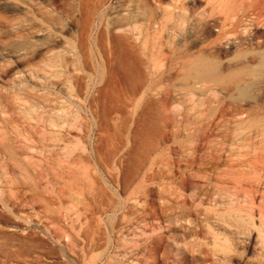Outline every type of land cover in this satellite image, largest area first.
<instances>
[{
	"label": "bare ground",
	"instance_id": "obj_1",
	"mask_svg": "<svg viewBox=\"0 0 264 264\" xmlns=\"http://www.w3.org/2000/svg\"><path fill=\"white\" fill-rule=\"evenodd\" d=\"M24 2H28L30 1L33 2V0H23ZM72 1V0H71ZM71 1L68 0H49V3H53L54 4H60L61 8L60 9V13H61V9L62 7L64 9H66L67 13L70 15L72 22H74V27L75 28V32L76 34L74 35L75 32H72L74 37L73 41L74 43H69L70 46L72 48H70V46H68L70 49L72 50L71 52L68 50H65L68 54H70L69 56H67L68 54L61 52V50L64 51V49L66 48L63 47L64 49H61L59 52H57L56 49H53V45L51 47V45L49 47L52 48V51L55 54H51L50 56L53 55V58L51 60L46 59L47 62L44 65L45 67H48L50 69L48 73H51V76H58V71H56V68L59 69V72H63V69L59 68L60 66H63V64H65V67H72V70L74 71V73H76L77 71L79 72V70H83L86 69L90 71H94L96 70L98 72V70L102 71V70H107L109 71V77L105 78L103 76V79H105L107 81V83L111 82L112 84H118L119 83H123V85H125V83L131 84L132 85H151L153 86V84H164V85H170V86H180L183 87L182 89H184V87L190 89V91L193 89L195 90H202L203 92H207V95L209 94L208 92H210L211 94H209V97H207L205 99H198V103L195 104L198 107H200V110L198 113V115L201 114V116H198V119L201 125V132L199 133L198 138V145L190 147L188 146V148H186L187 146H185V151L182 149L181 151H183L180 155L184 158V167L182 168V166H180V162H177L174 159L175 155L177 154V152L173 157V160H170V166L168 170V173L171 174L169 175L170 177L173 178V175H179V181H180V187H178L179 189L181 188L183 190V192L181 190L176 189L172 194L171 197L173 198L174 196V202L178 205L179 209L181 208H186L185 204L187 203L188 200V195L186 194V190H191L193 188L195 189H205L207 187V185H211L212 187L210 188V190H208L204 195L206 196V199L209 200L208 202V206L210 205L211 207H206L204 208V212H200L202 215L200 217H202L203 219H201L202 221L197 223V230L206 233L208 232V234H211L210 236H204L206 234L200 235L201 238L204 237H208V241L209 238L211 240V244L209 245L211 247V249L208 247L209 250H211V252L217 256H219V253H221L222 259L224 258L225 261L228 263L230 262L229 260L227 261L226 259L230 258L231 256H233L235 250L233 251V255H231L229 257V254H231L230 252L235 248V246L237 245V243L244 242V243H249L250 244V248L253 253H255L253 258L255 261L253 264H264V0H76L75 5L73 6L71 3ZM75 1V0H74ZM111 3H110V2ZM71 2V3H70ZM29 3V4H30ZM110 3V4H109ZM33 4V3H32ZM25 8H28V4L24 3ZM28 5V6H27ZM31 5V4H30ZM50 5V4H49ZM52 5V4H51ZM23 6V5H22ZM24 7V6H23ZM31 7V6H30ZM54 7V6H53ZM39 8V7H38ZM33 9V8H32ZM41 9V8H39ZM57 9V8H55ZM27 10V9H26ZM24 10V11H26ZM58 10V9H57ZM28 11V10H27ZM26 11V12H27ZM47 11V10H46ZM52 11V10H51ZM51 11H49L50 13H52ZM64 11V10H62ZM31 12V11H30ZM48 12V13H49ZM57 12V11H56ZM59 12V11H58ZM57 12V13H58ZM65 12V11H64ZM65 12V13H66ZM0 11V72L1 69L6 67L5 63L3 62L5 57L7 58L9 57H16L19 58H24V59H29L30 57H33L36 53H37V49H40V46L38 44V41L40 42V40H46L48 39L49 43L53 42L54 44L58 43V41L61 39L59 36L57 40V37H53L55 36L52 35L51 30L49 31L48 27L45 28H38L37 30H35V28H31L32 24H26L27 28H30L28 32L31 33L30 36L31 38L36 37L37 40L34 41L33 39H27V38H22L20 36V32L17 31V29L20 27L18 24L22 23L21 25H25L23 24L28 23L27 21H18L16 20V18L14 19H10V17L8 18V16H5L3 13ZM41 13V12H40ZM45 12H42V14ZM47 13V14H48ZM63 13V12H62ZM6 15H8L7 13H5ZM46 14V13H45ZM55 14V11L54 13ZM52 14V16H53ZM49 15V14H48ZM58 15H60L58 13ZM56 16V14L53 16L56 19L57 17H61L62 16ZM31 16V15H29ZM43 17L45 15H42ZM25 17H27V15H25ZM24 17V18H25ZM50 17V16H48ZM18 19V17H17ZM50 19V18H49ZM66 19H69L66 18ZM65 19V21H67ZM25 20V19H24ZM27 20V19H26ZM51 20V21H50ZM49 21L52 22V18ZM54 20V19H53ZM18 21V22H16ZM31 21V18H30ZM29 21V22H30ZM49 22V23H50ZM71 22V23H72ZM32 23V22H31ZM58 23L59 19H58ZM56 21V25H59ZM54 24V22H53ZM52 24V25H53ZM54 24V25H55ZM73 24V23H72ZM19 26L16 30L14 29V26L16 27ZM51 25V24H50ZM52 25L50 26V28H52ZM53 25V27L55 28V26ZM61 25V24H60ZM66 25H69L68 23H66ZM65 26V25H64ZM10 27H13L10 28ZM24 26L23 27V32H27V29ZM71 27V26H70ZM25 28V29H24ZM95 28L97 30H95ZM10 29H12L13 31H17L14 33H18V39L16 38V36L14 37V35L12 36L10 33ZM34 29V30H33ZM70 29V28H69ZM9 32L8 35H10V37L7 36V34H5L4 32L6 31ZM74 31V29H73ZM98 31V35L96 34V39L94 42V47L91 46L92 44H90L88 42V40L90 39L91 36H94L92 34V32ZM22 32V33H23ZM25 34V33H23ZM97 33V32H96ZM27 35V34H25ZM52 35V36H51ZM72 35V37H73ZM12 36V37H11ZM20 36V37H19ZM28 36V35H27ZM26 36V37H27ZM15 40H12L14 39ZM5 38H12L11 42L8 43L7 41H9L7 39V41L5 40ZM92 38V37H91ZM72 39V38H71ZM75 39V40H74ZM94 39V38H93ZM57 40V42H56ZM62 41V40H61ZM59 41V42H61ZM64 41V40H63ZM61 42L63 43L62 45H66V42ZM72 41V40H71ZM72 41V42H73ZM92 42V40H89ZM43 42V41H42ZM41 42V43H42ZM46 44V41H44ZM43 44V43H42ZM73 44V46H72ZM49 45V44H48ZM57 45H61V44H57ZM56 46V45H55ZM54 46V47H55ZM46 50L44 52H51L50 49ZM44 49V48H43ZM56 50V51H54ZM40 52V51H39ZM52 52V53H53ZM70 52V53H69ZM47 54V53H46ZM97 54V58H93L95 55ZM8 57V58H9ZM48 57V55H47ZM12 58V59H13ZM35 58V57H34ZM32 58V60L34 59ZM4 59V60H3ZM15 59V58H14ZM11 60V59H10ZM18 60V59H17ZM31 60V61H32ZM12 61V60H11ZM30 61V60H29ZM28 61V62H29ZM16 62V61H14ZM24 62H26L24 60ZM23 62V63H24ZM32 62H35L32 61ZM43 62V61H42ZM12 63V62H11ZM38 63V62H36ZM44 63V62H43ZM8 64V63H6ZM27 64V63H26ZM33 63H30V65ZM39 64V63H38ZM35 63L33 64V67L31 65V68L29 70L31 71V78L39 73V70L42 71V73L46 74V69H42L43 67H36L35 68ZM68 65V66H66ZM70 65V66H69ZM11 66V65H10ZM9 65H7V67L10 68ZM13 66V65H12ZM40 66V65H39ZM63 66V67H64ZM27 67V66H26ZM62 67V68H63ZM64 67V68H65ZM9 68L5 69L7 71H5V73L7 74L6 76H8V74H10L11 70H8ZM12 69V68H11ZM28 69V68H27ZM68 69V68H67ZM66 69V70H67ZM13 70V69H12ZM27 70V72L29 71ZM44 70V71H43ZM61 70V71H60ZM71 70V71H72ZM82 70L80 71L82 74ZM69 71V69L67 70V72ZM70 71V72H71ZM76 71V72H75ZM107 71L105 74H107ZM66 72V71H64ZM77 72V73H78ZM79 72V73H80ZM84 72V73H85ZM149 72V74L147 73ZM57 73V75H56ZM69 73V72H68ZM67 73V74H68ZM72 73V72H71ZM69 73V77L70 78V74ZM75 74V78L72 77V79H75L74 81H77L78 83V79L76 80V76L81 78V75ZM101 72L96 73L97 75H99ZM19 74V72H18ZM17 74V75H18ZM25 74V73H24ZM91 75L89 76H93L92 72H90ZM95 75V73H93ZM107 74V75H108ZM16 73H13L12 76H14V78H17ZM29 75V76H30ZM33 75V76H32ZM49 75V74H48ZM47 75V76H48ZM74 75L73 73L71 74V76ZM79 75V76H78ZM101 75H104L101 73ZM46 76V77H47ZM86 76V75H85ZM84 74L82 77H85ZM89 76L86 78H89ZM23 77V76H22ZM26 77V74H25ZM28 77V76H27ZM38 77V74L37 76ZM35 77V78H36ZM41 78V76H39ZM45 77V78H46ZM100 77V76H99ZM98 77V78H99ZM102 77H100V79H102ZM8 80H10V77ZM6 78V79H7ZM20 79H16L17 83H15V81L12 79L10 81V84L12 83V81H14V85L12 87V92L11 93V97L9 96V91L7 93H4L6 95L5 98L7 99V96L11 99L14 100H18V101H25V109L32 111L36 110V105L35 103L33 104H27L28 100L30 99V97L35 98V94L36 92L32 91L31 89V85L29 84L30 81L25 82V80H23L21 77H19ZM24 78V77H23ZM34 78V79H35ZM39 78V79H40ZM44 78V79H45ZM51 78V77H50ZM53 78V77H52ZM97 78V77H96ZM95 78V79H96ZM97 78V79H98ZM5 78H3L0 74V80H6ZM22 79V80H21ZM33 79V78H32ZM48 79V78H47ZM57 79V78H56ZM71 79V78H70ZM71 79V80H72ZM85 79V78H84ZM93 79V77H92ZM101 80L104 81V83H106L105 80ZM28 80V78H27ZM46 80V79H45ZM54 79L50 80V84L51 81H53ZM89 80V79H88ZM86 80V83L87 81ZM91 80V78H90ZM7 81V80H6ZM5 81V83H6ZM36 83L38 81L35 80ZM42 81V79L40 80ZM57 81V80H56ZM74 81H73V85H71L73 88L75 87L74 85ZM82 81V80H81ZM49 82V81H48ZM94 82V79H93ZM117 82V83H116ZM119 82V83H118ZM7 83H9V81H7ZM75 83V84H77ZM84 83V80H83ZM92 83V81H91ZM99 83V81H98ZM106 85H112V84H107ZM41 84V82H40ZM39 84V87H40ZM48 84V83H47ZM55 84V81L53 84H51L52 86ZM58 84V83H56ZM55 84V85H56ZM88 84V83H87ZM86 84V86H87ZM97 84V83H96ZM43 85V84H42ZM49 85V84H48ZM54 85V86H55ZM78 85V84H77ZM122 85V84H120ZM5 86V84H4ZM36 86V85H35ZM46 86V85H45ZM53 86V87H54ZM77 87V86H76ZM75 87V88H76ZM79 87L82 88V85ZM85 87V86H84ZM154 87V86H153ZM168 87V86H166ZM44 88V87H41ZM40 88V89H41ZM72 88V89H73ZM74 88V90H75ZM78 88V87H77ZM197 88V89H196ZM7 89V88H6ZM6 89L4 92H6ZM39 89V88H38ZM37 89V90H38ZM84 89V88H83ZM83 89L81 90H77V91H81L80 93H82ZM9 90V88H8ZM171 90V89H170ZM1 91V92H2ZM39 91V90H38ZM41 91V90H40ZM46 90H43L42 92H44ZM177 91V90H176ZM196 91V92H197ZM202 91H199L198 93L200 94H204L201 93ZM0 92V93H1ZM42 92L40 93L41 95ZM181 92V91H180ZM188 91H186L187 93ZM35 93V94H34ZM48 93V92H46ZM166 93V92H165ZM51 94V93H50ZM50 94H46L44 93V96H50ZM79 94V93H77ZM173 94V93H172ZM188 94V93H187ZM193 94V93H192ZM196 94V93H195ZM239 94V95H237ZM2 95V93H1ZM81 95V94H80ZM83 95V94H82ZM184 95V94H181ZM186 95V94H185ZM191 95V93H190ZM237 97H236V96ZM52 96V95H51ZM73 96V94H72ZM205 96V95H204ZM241 96V97H240ZM1 97V96H0ZM82 97V96H81ZM87 97V95L85 96ZM184 97V96H183ZM193 97V96H192ZM4 98V99H5ZM8 98V99H9ZM39 99H42L40 97H38ZM37 98V99H38ZM53 98V97H52ZM77 98V97H76ZM79 98V96H78ZM84 98V97H83ZM200 98V97H199ZM204 98V97H203ZM1 99V98H0ZM38 99V100H39ZM44 99V98H43ZM47 99V103H49L50 98L48 100ZM75 99V98H74ZM2 100V99H1ZM53 100V99H52ZM85 101V99H83ZM160 100V99H159ZM191 100V99H190ZM193 100V99H192ZM191 100V101H192ZM195 100V99H194ZM30 101V100H29ZM32 101H34L32 99ZM42 101V100H40ZM44 100L43 102L46 103ZM76 101V100H75ZM89 101V100H88ZM87 101V102H88ZM156 101V100H155ZM158 101V100H157ZM167 101V100H166ZM189 103L190 101L187 100ZM186 101V103H187ZM17 102V101H16ZM21 102V103H22ZM54 102V101H53ZM82 102V101H80ZM80 102L78 104H80ZM91 102V101H90ZM89 102V103H90ZM159 102V101H158ZM13 104V100L11 102ZM10 103V104H11ZM41 103V102H39ZM43 103V104H44ZM51 103V102H50ZM156 103V102H155ZM162 103V102H161ZM194 103V102H193ZM2 104V101H1ZM4 104V103H3ZM11 104V105H12ZM16 104V103H14ZM14 104H13V108H14ZM23 104V103H22ZM38 104V103H36ZM42 104V103H41ZM55 104V103H54ZM73 104V103H72ZM77 108L79 107L76 102L74 103ZM87 104V103H86ZM85 104V105H86ZM91 104V103H90ZM89 104V106H90ZM95 104V101H94ZM92 104V106L90 107H94ZM168 104V103H167ZM188 104V103H187ZM52 105V104H49ZM84 106V104H82ZM98 105V104H97ZM151 105V104H150ZM159 106V104H157ZM161 105V104H160ZM169 105V104H168ZM168 105L165 104V106L167 107ZM192 105V104H191ZM195 105H192L193 107ZM17 106V105H15ZM21 106V105H20ZM42 106V105H40ZM45 106V105H44ZM74 106V105H72ZM71 106V107H72ZM147 106V105H146ZM164 106V105H163ZM162 106V107H163ZM189 106V104H188ZM197 106H195L194 108H196ZM8 107V106H7ZM46 108L48 106H45ZM75 107V106H74ZM89 107V108H90ZM157 107V106H156ZM154 107V108H156ZM12 108V107H11ZM22 108V107H21ZM45 108V109H46ZM86 108V107H85ZM99 108V106H98ZM150 108H152L150 106ZM158 108V107H157ZM190 108V107H188ZM192 108V107H191ZM4 109H9V108H5ZM3 109V110H4ZM16 110V108H14ZM19 109V108H18ZM41 109V108H40ZM37 109V110H40ZM44 109V108H43ZM73 110L75 108H72ZM83 109V108H82ZM100 109V108H99ZM148 109V108H147ZM165 109V108H164ZM24 110V109H23ZM48 110V109H47ZM72 110V111H73ZM78 110L80 111L81 108ZM90 110V109H89ZM97 110V109H96ZM151 112L152 110L149 109ZM145 110V112H143V116L141 118V124H138V130L133 131L135 133L134 135V145H131L130 147H134L135 149H137V151H139L140 153V157L136 160L139 161V165H142V162L144 164V161L146 160V158L148 157H152V154L150 155V150H151V145L152 142V120L155 121V116L152 117L154 119L151 118V114L149 113L150 111ZM161 110V109H160ZM196 110V109H195ZM5 111V110H4ZM4 111L0 110V113L2 114ZM7 111V110H6ZM12 111V110H11ZM51 111V110H50ZM71 111V110H70ZM72 115H74L73 113ZM75 111V110H74ZM78 111V112H79ZM84 111V110H83ZM99 111V110H98ZM124 111V110H123ZM162 111V110H161ZM165 111V110H164ZM167 112L166 115H169V110L166 109ZM187 111V110H186ZM194 111V109L192 108V112ZM197 111V110H196ZM15 112V111H14ZM26 112V111H25ZM77 112V110H76ZM132 112V111H131ZM134 112V111H133ZM132 112V113H133ZM163 112V111H162ZM161 112V113H162ZM195 112V111H194ZM5 113V112H4ZM2 115H5V114ZM19 113V112H17ZM33 113V112H32ZM38 113V112H37ZM35 113V114H37ZM42 113V112H40ZM81 113V112H79ZM98 113V112H97ZM103 113V112H102ZM101 113V114H102ZM153 113V112H152ZM154 113L156 114V112L154 111ZM189 113V112H188ZM191 113V112H190ZM189 113V114H190ZM196 113V112H195ZM7 113V117H8ZM20 114V113H19ZM34 114V113H33ZM34 114V115H35ZM100 114V113H99ZM100 114V115H101ZM131 114V113H130ZM136 114V113H135ZM154 114V115H155ZM160 114V113H159ZM17 115V114H16ZM21 115V114H20ZM17 115V116H20ZM43 115V114H42ZM53 115V114H51ZM65 115H69V114H65ZM107 115V114H106ZM133 115V114H132ZM131 115V116H132ZM137 115V114H136ZM134 115V117L136 116ZM139 115V114H138ZM153 115V114H152ZM162 115V114H160ZM173 115V114H172ZM37 116V115H36ZM54 116V115H53ZM78 113L76 116L74 117H78ZM81 116V114H80ZM83 116V114H82ZM81 116V120L84 119V117L82 118ZM126 116V115H125ZM140 116V117H141ZM170 116V115H169ZM169 116L167 119H169ZM3 118V116L0 115V118ZM30 117V116H28ZM52 117V116H50ZM67 116H65L66 118ZM87 117V116H86ZM85 117V118H86ZM127 117V116H126ZM129 117V116H128ZM140 117H138L140 119ZM160 117V116H159ZM197 117V116H196ZM201 119H200V118ZM23 118V117H20ZM54 118V117H53ZM56 118V116H55ZM54 118V120H55ZM58 118V117H57ZM64 118V119H65ZM68 118V117H67ZM66 118V119H67ZM72 118V116H71ZM70 118V119H71ZM79 118V117H78ZM78 118L77 122H78ZM107 118V116H106ZM105 118V119H106ZM110 118V117H109ZM124 118V117H123ZM132 118V117H131ZM137 118V119H138ZM162 118V116H161ZM40 119V118H39ZM38 119V120H39ZM41 119H45V117L41 118ZM50 119V118H49ZM58 119H62L61 116ZM57 119V120H58ZM75 119V118H73ZM75 119V120H76ZM88 119V117L86 118ZM112 119V118H111ZM119 119V118H118ZM128 119V118H127ZM160 119V118H159ZM171 119V117H170ZM48 121V119H45ZM51 120V119H50ZM125 120V119H124ZM134 120V118H133ZM161 120V119H160ZM2 121V120H1ZM36 121V119L34 120ZM41 121V120H40ZM53 121V120H52ZM88 121V120H86ZM85 121V122H86ZM101 121V120H100ZM135 122L138 120H134ZM166 121V120H165ZM169 121V120H168ZM166 121V122H168ZM50 122V121H48ZM54 122V121H53ZM51 122V123H53ZM57 122V121H56ZM66 122V121H65ZM64 122V123H65ZM82 122L79 120V123ZM107 122V121H106ZM134 122V123H135ZM158 122V121H157ZM17 122H15L16 124ZM38 124V122H36ZM50 123V124H51ZM60 123V122H59ZM67 123V122H66ZM76 123V122H74ZM100 123V122H99ZM103 123V120H102ZM116 123V122H115ZM114 123V124H115ZM126 123V122H124ZM129 123V122H127ZM133 123V124H134ZM151 123V124H150ZM170 123V122H169ZM6 124V123H3ZM12 124V123H11ZM10 124V125H11ZM24 124V123H23ZM31 124V123H30ZM40 124V123H39ZM56 124V123H55ZM61 124V123H60ZM69 123H67L68 125ZM109 124V122L107 123ZM130 124V123H129ZM137 124V123H136ZM22 125V124H21ZM66 125V124H65ZM71 125V124H69ZM75 125V126H73ZM71 129H74V127H76V124H73ZM78 125V123H77ZM84 125V121L83 124ZM86 127L88 128V122H86ZM84 125V126H85ZM99 125V124H98ZM103 125V124H102ZM117 125V123L115 124ZM148 125H151L150 127ZM162 125V123H161ZM165 125V124H164ZM169 125V124H168ZM17 126V125H16ZM23 126V125H22ZM37 126V125H35ZM34 126V128H36ZM79 126V127H80ZM104 126V125H103ZM110 126V125H108ZM126 127H128L125 124ZM132 126H135L132 125ZM160 125H158L159 127ZM166 126V125H165ZM14 127V126H12ZM27 127V126H26ZM24 127V128H26ZM33 127V126H32ZM61 127V126H60ZM59 127V128H60ZM65 127V126H64ZM78 127V126H77ZM76 128L78 132L79 130ZM100 127V126H99ZM102 127V126H101ZM106 127V125H105ZM117 127V126H116ZM115 127V128H116ZM125 127V129H126ZM154 127V126H153ZM163 127V126H162ZM19 129L21 127H18ZM70 128V127H68ZM83 128V127H82ZM132 128V127H131ZM199 128V129H200ZM1 129V128H0ZM28 129V128H27ZM30 129V126H29ZM58 129V126L57 128ZM85 129V128H84ZM110 129V128H109ZM123 129V128H122ZM124 129V130H125ZM134 129V127L132 128ZM11 130V129H10ZM18 130V129H16ZM22 130V129H21ZM24 130V129H23ZM33 130V129H32ZM89 131L91 130L88 129ZM86 130V131H88ZM105 132L107 131L106 129H104ZM115 130V129H114ZM118 132L120 133L119 130L117 129ZM130 130V129H129ZM154 130V129H153ZM164 130V129H163ZM25 131V130H24ZM30 131V130H29ZM65 131V129H64ZM71 131V132H72ZM80 131L81 130L80 128ZM85 131V130H84ZM83 131V132H84ZM88 131V133L90 134V132ZM121 131V130H120ZM19 131H16V133H18ZM22 132V131H21ZM34 132V131H33ZM56 132V131H55ZM58 132V131H57ZM60 132V130H59ZM62 132V131H61ZM99 132V131H98ZM97 132V134H98ZM108 132V131H107ZM156 132H159L156 130ZM195 132V131H194ZM199 132V131H198ZM226 132V133H225ZM1 133V132H0ZM27 133V132H26ZM37 133V132H36ZM43 133V131H42ZM63 133V132H62ZM66 133V132H65ZM68 133V132H67ZM86 133V132H84ZM96 133V131H95ZM100 133L102 134V132L100 131ZM115 132V134H117ZM127 133V132H126ZM164 134V132H162ZM161 133V134H162ZM166 133V132H165ZM191 133V132H189ZM188 133V134H189ZM4 134V133H2ZM12 134V133H11ZM32 134V133H31ZM77 134V133H76ZM81 134V133H80ZM87 134V133H86ZM85 134V135H86ZM85 137H88V135ZM106 134V133H105ZM110 134V133H109ZM158 135V133H156ZM192 134V133H191ZM190 134V135H191ZM197 134V133H196ZM17 135V134H16ZM33 135V134H32ZM39 135V133H38ZM54 135V134H53ZM61 135V134H60ZM83 135V134H82ZM100 135V134H99ZM119 135H122L121 133ZM198 135V134H197ZM11 136V135H10ZM13 136V135H12ZM42 135H40L39 137H41ZM90 136V135H89ZM97 135H95L96 137ZM102 136V135H101ZM105 137V135H103ZM102 136V137H103ZM130 136V135H129ZM193 135H191L192 137ZM1 137V136H0ZM20 137V136H18ZM58 137V136H57ZM99 137V136H97ZM101 137V138H102ZM110 137H113L110 135ZM123 137V136H122ZM131 137V136H130ZM130 137H128L130 139ZM158 137V136H157ZM197 137V136H196ZM16 138V137H15ZM28 139L27 137H24ZM48 138V137H47ZM78 137H75L76 142L78 141V143H80L79 139L77 140ZM82 138V137H81ZM124 138V137H123ZM164 138L165 135H164ZM194 136L192 138H190V140L192 141V143L195 145L197 143L193 142ZM12 139V138H11ZM9 141H12V140ZM23 139V136H22ZM30 139V138H29ZM33 139V138H32ZM55 139V138H54ZM65 139V138H64ZM88 139V138H86ZM100 139V137H99ZM106 139V138H104ZM109 139V138H108ZM107 139V141L109 142V140ZM111 139V138H110ZM113 139V138H112ZM120 139V138H119ZM161 139V138H160ZM163 139V138H162ZM212 139L215 143V145H213L212 147L209 146V140ZM15 140V139H14ZM19 140V139H18ZM42 140V138H41ZM44 140V138H43ZM48 140V139H46ZM62 140V139H61ZM83 140V138H82ZM81 140V141H82ZM131 140V139H130ZM34 141V140H33ZM39 141V140H38ZM86 141V140H85ZM84 141V142H85ZM99 141H103L99 140ZM106 141V140H105ZM114 141V140H113ZM187 141V140H186ZM189 141V140H188ZM195 141V142H196ZM5 141H3L0 138V153L1 152H5L7 150V144L4 143ZM27 142V140H26ZM29 142V140H28ZM55 142V141H54ZM88 142V141H87ZM121 142V141H120ZM8 143V142H7ZM11 143V142H10ZM24 143V142H23ZM37 143V142H36ZM41 143V142H40ZM86 143V142H85ZM100 143V142H99ZM98 143V144H99ZM115 143V142H114ZM6 144V145H5ZM14 143H11V145ZM19 144V143H18ZM28 144V143H27ZM38 144V143H37ZM46 144V143H45ZM48 144V143H47ZM83 144V143H82ZM81 144V145H82ZM103 147H105L104 145L107 144L102 143ZM99 144V145H102ZM112 144V143H111ZM116 144V143H115ZM124 144V143H123ZM11 145H8V147H10ZM17 145V143H16ZM26 145V143H25ZM51 145V144H50ZM56 145V144H55ZM80 145V144H78ZM80 145V146H81ZM96 147L98 146L97 144H95ZM118 145V143H117ZM121 145V143H120ZM125 145V144H124ZM157 145V143H156ZM190 145V144H188ZM15 146V145H14ZM19 146V145H17ZM41 146V145H40ZM116 146V145H115ZM114 146V147H115ZM128 146V145H127ZM154 146V145H153ZM12 147V146H11ZM33 147H30L33 150ZM102 147V146H101ZM113 147V146H112ZM114 147H113V151H114ZM123 147V146H122ZM126 147V146H124ZM15 148H17L15 146ZM14 148V149H15ZM20 148V147H18ZM25 148V147H24ZM29 148V147H28ZM30 148L28 150H30ZM40 148V147H39ZM45 148V147H43ZM42 148V149H43ZM51 148V147H48ZM74 148V147H73ZM73 148L70 149L72 150L73 153ZM77 148V147H76ZM76 148H74L76 150ZM83 148V146L81 147ZM86 148V147H84ZM95 148V146H94ZM153 148V147H152ZM22 149V147L20 148ZM37 151V147L35 148ZM93 149V147H92ZM99 149V146H98ZM107 149V148H105ZM116 149V148H115ZM119 149V148H118ZM126 149V148H125ZM173 149V148H172ZM31 150V152H33ZM45 150V149H43ZM79 150V148H78ZM97 150V148L95 149ZM170 150V149H169ZM19 152H21L19 149L17 150ZM17 151L15 154L17 155ZM22 151H25V149H23ZM42 151V150H41ZM46 151V150H45ZM48 151V150H47ZM53 151V150H52ZM66 151V150H65ZM77 151V150H76ZM86 150H84L85 152ZM93 151V150H92ZM100 151H103L100 148ZM99 151V154L101 153ZM106 151V150H104ZM108 151V150H107ZM125 151V150H123ZM129 151V150H128ZM131 151V149H130ZM130 151L128 153H130ZM134 151V150H133ZM135 151V152H137ZM174 151V150H173ZM177 151V150H176ZM27 152V149H26ZM69 152V151H68ZM67 152V153H68ZM83 152V151H81ZM95 152V151H93ZM98 152V150H97ZM117 152V151H116ZM170 152L172 154H170ZM169 152L170 155H173L174 153L172 152V150ZM8 152L6 151V154ZM13 153V151H12ZM12 153H10L9 155H11ZM47 153V152H46ZM71 153V151H70ZM75 153V151H74ZM73 153V154H74ZM79 153V152H78ZM78 153H75L78 155ZM86 153V152H85ZM84 153V154H85ZM89 153V152H88ZM113 153V152H112ZM118 153V152H117ZM114 151V155L117 154ZM132 153V151H131ZM130 153V154H131ZM23 154V153H22ZM26 154V153H25ZM24 154V155H25ZM49 154V153H47ZM46 154V155H47ZM72 154V155H73ZM82 156V153H80ZM83 154V155H84ZM95 154H97L95 152ZM104 154V153H103ZM137 154V153H136ZM135 154V155H136ZM8 155V154H7ZM8 155V156H9ZM15 155V157H16ZM91 155V153H90ZM89 155V156H90ZM93 155V154H92ZM129 155V154H128ZM134 153H132V155H130L132 158L133 156L137 158L138 155L135 156ZM150 155V156H149ZM3 156V155H2ZM13 155L10 156V158ZM28 160H30V158H34L33 156L27 155ZM67 156V155H66ZM65 156V157H66ZM71 156V155H70ZM74 156V155H73ZM73 156L71 157V159H73ZM81 156H78L81 157ZM95 156V155H94ZM93 156V157H94ZM103 156V155H102ZM112 156V154L110 155V157ZM118 156V155H117ZM125 156V155H124ZM127 156V155H126ZM127 157L126 159L130 158ZM14 157V156H13ZM12 157V158H13ZM17 157H19L17 155ZM49 157V156H48ZM51 157V156H50ZM76 157V156H75ZM99 157V156H97ZM96 157V158H97ZM101 157V156H100ZM104 157V156H103ZM115 157V156H114ZM20 158V157H19ZM18 158V159H19ZM44 158L46 159L45 155ZM43 158V159H44ZM56 158V157H55ZM77 158V159H78ZM108 158V157H107ZM131 158V159H132ZM133 158V161L130 159H128L129 164L135 161ZM171 158V157H170ZM176 158V157H175ZM16 159V158H15ZM15 159H13L15 161ZM17 159V160H18ZM54 159V158H53ZM58 158H56L57 161ZM68 159V158H67ZM77 159H74L75 162ZM80 159V158H79ZM82 159V158H81ZM89 161L90 158H88ZM100 159V158H99ZM102 159V158H101ZM100 159V160H101ZM104 159V158H103ZM102 159V161H103ZM106 159V158H105ZM113 159V158H112ZM121 159V158H120ZM125 159V160H126ZM149 159V158H148ZM172 159V158H171ZM7 160V159H4ZM22 160V159H20ZM23 160H26V157L23 158ZM34 159H31L30 161H32ZM39 161L41 159H38ZM50 160V159H49ZM84 159L80 160L83 161ZM98 160V159H96ZM98 160V161H100ZM151 160V159H150ZM9 161H11L9 159ZM27 161V162H30ZM35 161V160H34ZM47 161V160H46ZM55 161V162H56ZM70 161V160H69ZM79 161V160H77ZM101 161V162H102ZM110 161V159L108 160ZM132 161V162H131ZM135 161V162H136ZM148 161V160H147ZM146 161V162H147ZM169 161V159H168ZM17 161H15L14 163H16ZM21 162V161H20ZM24 162V161H23ZM21 162V164L23 163ZM60 162V161H59ZM68 162V161H67ZM112 162V161H111ZM115 162V161H114ZM13 163V164H14ZM31 163V162H30ZM36 163V162H33ZM32 163V164H33ZM58 163V161H57ZM74 163V162H73ZM86 163V161L84 162V164ZM89 163V162H88ZM92 163V162H91ZM98 163V162H97ZM100 163V162H99ZM98 163V164H99ZM110 163V162H109ZM108 163V164H109ZM121 163V161H120ZM126 163V162H125ZM149 163V162H147ZM25 164V163H24ZM60 164V163H59ZM62 164V163H61ZM72 164V163H71ZM81 164V162H80ZM83 164V165H84ZM116 164V163H115ZM138 164V163H137ZM151 162L148 164L151 168L152 164ZM168 164V162H167ZM182 164V163H181ZM3 165V164H2ZM18 167L20 165L17 164ZM16 165V166H17ZM27 165V163H26ZM29 165V164H28ZM34 165V164H33ZM75 165V164H74ZM73 165V166H74ZM114 165V164H113ZM134 165V164H133ZM132 165V166H133ZM32 166V165H31ZM66 166V165H65ZM69 166L70 163H69ZM77 166V165H76ZM80 166V165H79ZM86 166V165H85ZM94 166V165H92ZM91 166V167H92ZM112 166V165H111ZM119 166V165H118ZM122 166V164H121ZM135 166V165H134ZM133 166V167H134ZM145 166V165H144ZM25 167V166H24ZM35 167V166H34ZM113 167V166H112ZM130 168V165L128 166ZM181 167V168H180ZM30 169H32L31 167H29ZM36 168V167H35ZM79 168V167H78ZM82 170V167H80ZM87 169H91L89 168V166L84 167ZM98 168V167H97ZM102 168V167H101ZM126 168V167H125ZM132 168V167H131ZM129 169L130 171L133 169ZM138 170L139 166L136 167ZM145 168H148L145 167ZM22 168H20L21 170ZM28 169V168H27ZM65 169V167H64ZM120 169V168H119ZM128 169V168H127ZM140 169V168H139ZM149 169V168H148ZM148 169H146V171H148ZM152 169V168H151ZM166 169V168H164ZM23 170V169H22ZM80 170V169H79ZM78 170V171H79ZM86 170V169H85ZM134 170V169H133ZM134 170V171H135ZM141 170V169H140ZM143 170L144 167H143ZM157 170V169H156ZM155 170V171H156ZM24 171V170H23ZM25 171H27L25 169ZM87 171V170H86ZM85 171V172H86ZM96 171V170H95ZM133 171V173H134ZM154 171V172H155ZM163 171V170H162ZM35 172V170H34ZM84 172V171H83ZM152 172V171H150ZM28 173V172H27ZM42 173V172H41ZM77 173V172H76ZM79 173L81 174V171H79ZM88 173V172H86ZM95 173V172H94ZM132 173V172H131ZM148 173V172H147ZM159 173V172H157ZM21 174V172H20ZM88 174H91L90 172ZM87 174V175H88ZM98 174V172H97ZM128 174V173H127ZM146 174V173H145ZM152 174V173H151ZM22 175V174H21ZM26 175V174H25ZM31 175V174H29ZM27 175V176H29ZM94 175V174H93ZM99 175V174H98ZM112 175V174H111ZM125 175V174H124ZM130 174H128L129 176ZM166 175V174H165ZM23 176V175H22ZM78 176V175H77ZM76 176V177H77ZM85 176V175H84ZM90 177V175H88ZM113 176V175H112ZM126 176L128 179L129 177ZM144 176V175H143ZM150 176V175H149ZM154 176H156L154 174ZM167 176V175H166ZM24 177V176H23ZM80 177V176H79ZM87 177V176H86ZM157 177V176H156ZM161 177V176H159ZM163 177V176H162ZM75 178V177H74ZM82 178V177H81ZM131 178V175H130ZM137 178V177H136ZM144 178V177H143ZM142 178V181H143ZM146 178V175H145ZM144 178V180H145ZM148 178V176H147ZM152 178V177H151ZM151 178H148L151 179ZM166 178V177H165ZM176 178V177H175ZM71 179V178H70ZM73 179V178H72ZM76 179V178H75ZM88 179V177H87ZM95 179H97L95 177ZM159 178H157L158 180ZM167 179V178H166ZM26 180V178L24 179ZM89 180V179H88ZM92 180V179H91ZM91 180H89V183ZM120 180V179H119ZM145 180V181H148ZM171 180V179H170ZM31 181V180H30ZM83 181V180H82ZM92 181H96V180H92ZM127 181V180H125ZM134 181V180H133ZM144 181V182H145ZM156 181V180H155ZM176 181V180H175ZM29 182V181H28ZM35 182V181H34ZM74 182V180H73ZM81 182V181H79ZM87 182V181H86ZM25 183V182H24ZM27 183V182H26ZM33 183V182H32ZM76 183V182H75ZM94 183V182H93ZM92 183V184H93ZM143 183V182H142ZM148 183V182H147ZM146 183V184H147ZM164 183V182H163ZM170 183V182H169ZM178 183V182H177ZM28 184V183H27ZM25 184V186L27 185ZM77 184V183H76ZM88 184V182H87ZM91 184V185H92ZM174 184V183H173ZM179 184V183H178ZM34 185V184H32ZM38 185V183H37ZM90 185V186H91ZM94 185V184H93ZM93 185L90 187H88L90 190L92 189ZM161 185V184H160ZM166 185V184H164ZM30 186V184H29ZM87 186V185H86ZM127 186V185H126ZM130 186V185H129ZM144 186V185H142ZM172 186V184H171ZM170 186V187H171ZM138 187V186H137ZM141 188V186H139ZM138 187V188H139ZM156 187V186H155ZM160 189L159 183L157 186ZM163 187V186H162ZM169 187V189H170ZM30 188V187H29ZM33 189V187H31ZM30 188V190H32ZM38 188V187H37ZM80 188V187H79ZM136 188V187H135ZM146 188V187H145ZM168 188V187H167ZM176 188V187H175ZM84 189V188H82ZM97 189V188H96ZM95 189V190H96ZM99 189V188H98ZM142 189V188H141ZM144 189V188H143ZM149 189V188H148ZM172 190L174 188H171ZM209 189V187L207 188ZM34 190V189H33ZM140 190V189H139ZM147 190V189H145ZM158 190V189H157ZM168 190V189H167ZM69 191V189H68ZM88 191V190H87ZM100 191V189H99ZM98 191V192H99ZM142 191V190H141ZM197 190H195L196 192ZM203 191V190H202ZM70 192V191H69ZM95 194V191H93ZM134 192V191H133ZM137 192V191H136ZM145 192V191H144ZM190 192V191H189ZM194 192V190H193ZM32 193V192H31ZM80 193V192H79ZM85 193V192H83ZM82 193V194H83ZM97 193V191H96ZM150 193V192H148ZM156 193V192H155ZM199 193V192H198ZM198 193H193V199H195V201H198L201 203V205H203V197H200V194L198 195ZM202 193V192H201ZM204 193V192H203ZM72 194V193H71ZM75 194V193H74ZM80 193V196L82 195ZM87 194V193H86ZM133 194V193H132ZM135 194V192H134ZM158 196H160L159 198H165L162 200V202H160L161 200L156 201L153 203L152 207L154 208V212L152 211V225L150 228V232H148L146 229L145 230H141L142 231V235L143 236H147L149 240L151 241V245H152V249L155 251H158L163 245L164 242L166 240V238H168L169 233H171L172 227H174L173 225H175V223H177L179 221L177 216V213L175 212H166L164 211L165 208H168V203L170 202V196L168 198V196L164 197L162 196V191L158 192ZM169 195V193H167ZM174 194V195H173ZM190 194V193H189ZM196 194V195H195ZM34 195V193H33ZM78 195V194H77ZM91 195V194H90ZM97 195V194H96ZM100 194H98L99 196ZM147 195V194H146ZM166 195V194H165ZM173 195V196H172ZM191 195V194H190ZM195 195V196H194ZM9 196V195H8ZM76 196V195H75ZM79 196V195H78ZM77 196V197H78ZM79 196V197H80ZM93 196V195H92ZM138 196V195H137ZM162 196V197H161ZM197 196V198H196ZM7 197V195H6ZM4 196V191L0 188V200L2 201L3 205L5 206L6 209L11 208L10 207V198L7 197L6 198ZM14 197V196H13ZM17 197V196H16ZM35 197V196H34ZM38 197V196H37ZM40 197V196H39ZM86 202V198L85 195L83 196ZM82 197V198H83ZM87 197V195H86ZM89 197V195H88ZM94 197V196H93ZM145 197V196H144ZM21 198V197H20ZM45 198V197H44ZM53 198V196H52ZM55 198V197H54ZM96 198V197H95ZM100 198V197H99ZM153 198V197H152ZM56 199V198H55ZM54 199V201H55ZM58 199V197H57ZM71 199V197H70ZM75 199V197H74ZM81 199V198H79ZM89 199V198H88ZM87 199V200H88ZM92 199V198H90ZM94 199V198H93ZM12 200V198H11ZM41 200V199H40ZM63 200V199H62ZM61 200V201H62ZM99 200V199H98ZM97 200V201H98ZM137 200V199H136ZM17 201V199H16ZM21 200H18V202ZM29 201V200H28ZM49 201V200H47ZM53 201V200H52ZM59 201V200H58ZM57 201V202H58ZM60 201V202H61ZM69 201V200H68ZM77 201V200H76ZM84 201V200H83ZM93 201V200H92ZM95 201V200H94ZM93 201V202H94ZM133 201V200H132ZM135 201V200H134ZM144 201V200H143ZM148 201V200H147ZM13 202V201H12ZM15 202V201H14ZM17 202V203H18ZM51 203V201H49ZM56 202V201H55ZM56 202V203H57ZM80 202V201H79ZM88 202V201H87ZM91 202V201H90ZM141 202V201H140ZM160 202V203H159ZM16 203V204H17ZM26 204V202H23ZM42 203V201L40 202ZM97 203V202H96ZM101 203V202H100ZM139 203V201H138ZM146 202H143V204ZM150 203V202H149ZM193 203V202H192ZM199 203V204H200ZM30 203L28 202V205ZM44 204V202L42 203ZM58 204V203H57ZM88 204V203H87ZM85 204V205H87ZM142 204V202H141ZM195 204V202H194ZM197 204V203H196ZM195 204V205H196ZM132 205V204H131ZM176 205V206H177ZM193 205V204H192ZM20 206V205H18ZM22 206V205H21ZM40 206V204L38 205ZM44 206V205H42ZM63 206V205H62ZM72 206V205H71ZM77 206V205H76ZM84 206V205H83ZM138 206V205H137ZM170 206V204H169ZM188 206V205H187ZM61 207V206H60ZM75 207V206H73ZM127 207V206H126ZM134 207V205L132 206ZM136 207V206H135ZM134 207V209H136ZM142 207V206H140ZM174 207V206H173ZM199 207V205L197 206ZM44 208V207H43ZM41 208V209H43ZM54 209L55 206H53ZM85 208V207H83ZM87 208V206H86ZM138 208V207H137ZM189 208V207H188ZM13 209V208H12ZM34 209V208H33ZM47 209V207H46ZM49 209V208H48ZM67 209V208H66ZM76 209H78V207H76ZM131 209V208H130ZM133 209V210H134ZM199 209V208H198ZM202 210V208H200ZM45 210V209H44ZM52 210V208L50 209ZM59 210V209H58ZM82 210V209H81ZM159 210L164 211V212H159ZM175 210V209H174ZM186 209H184L185 211ZM46 211V210H45ZM44 211V212H45ZM53 211V210H52ZM78 211H80L78 209ZM77 211V212H78ZM86 211H90V210H86ZM85 211V212H86ZM189 211H191L189 209ZM199 211V210H198ZM203 211V210H202ZM213 211V212H211ZM220 211V212H219ZM10 212V211H9ZM12 212V210H11ZM54 212V211H53ZM84 212V210H83ZM92 213H94L93 211H91ZM137 212V211H136ZM148 212V210H147ZM47 213V211H46ZM56 213V212H54ZM59 213V212H58ZM56 213V214H58ZM75 213V212H74ZM123 213V212H122ZM121 213V215H122ZM134 213V212H133ZM139 213V211H138ZM150 213V212H148ZM147 215H151L148 214ZM174 213V214H173ZM199 213V214H200ZM51 214V212L49 213V215ZM61 214V213H59ZM64 214V212H63ZM62 214V215H63ZM80 214V213H79ZM89 214V213H88ZM87 214V215H88ZM98 214L97 212L94 213V216ZM125 214V213H124ZM123 214V216H124ZM144 213H140V215H143ZM184 214V213H183ZM180 213V216L183 215ZM188 214V212L186 213ZM183 215L182 217L184 218ZM196 214V213H195ZM73 215V213H72ZM76 215V214H75ZM135 215V214H134ZM179 215V213H178ZM192 215V214H191ZM190 215V216H191ZM47 216V215H46ZM74 216V215H73ZM86 216V215H84ZM83 216V217H84ZM120 216V217H123ZM137 216V215H136ZM145 216V215H144ZM142 216L141 219L144 217ZM189 216V215H188ZM186 216V217H188ZM186 218V219H190ZM194 216V215H193ZM44 217V215H43ZM57 217H61V216H57ZM67 217V216H66ZM77 216H75L76 218ZM88 217V216H87ZM128 217V216H126ZM133 217V215H132ZM192 217V216H191ZM95 218V217H94ZM93 218V219H94ZM129 218V217H128ZM127 218V219H128ZM135 218V217H134ZM139 218V217H137ZM180 218V217H179ZM183 218H181V222L183 220ZM193 218V220H192ZM190 219V221H186L187 223H191V221H194V217H192ZM199 218V217H198ZM44 219V218H43ZM42 219V220H43ZM48 219V218H47ZM45 219V220H47ZM56 219V218H55ZM60 219V218H59ZM72 219V218H71ZM77 219V218H76ZM81 219V218H80ZM90 219V218H89ZM87 219V220H89ZM124 222H125V217H123ZM131 219V217H130ZM128 219V220H130ZM133 219V218H132ZM144 219V218H143ZM142 219V220H143ZM149 220H151L150 218H148ZM44 220V221H45ZM50 220V219H48ZM70 220V219H69ZM85 220V219H84ZM136 220V218L134 219ZM139 220V219H138ZM198 220V219H197ZM200 220V219H199ZM52 221V219H51ZM59 221V220H58ZM86 221V220H85ZM90 221V220H89ZM92 221V220H91ZM147 218L146 220L144 219L145 224L148 222ZM177 221V222H176ZM196 221V218H195ZM43 222V221H42ZM46 222V221H45ZM68 222V221H67ZM78 222V221H76ZM84 222V221H83ZM83 222L81 224H83ZM95 221L93 220V223ZM122 222V221H121ZM130 222V221H129ZM135 222V221H134ZM139 222V221H138ZM181 222L178 223V225H176L177 227L179 226V228L181 227ZM183 221L182 223V227H186L185 229L190 231L189 229H192V227L194 228V222H192V224L190 225L191 228L187 227L188 225L184 224L186 223ZM44 223V222H43ZM51 225H53V222ZM56 223V221H55ZM73 223V221H72ZM87 223V221H86ZM89 223V222H88ZM92 223V225H93ZM100 222H98L99 224ZM126 223V222H125ZM141 223V222H139ZM150 223V222H149ZM174 223V224H173ZM78 224V223H77ZM119 224V223H116ZM115 224V225H116ZM124 224V223H123ZM132 224V223H130ZM142 224V223H141ZM140 224V225H141ZM144 224V228L145 225ZM184 224V226H183ZM64 225V224H63ZM62 225V226H63ZM71 225V224H70ZM75 225V224H73ZM72 225V226H73ZM121 225V224H120ZM128 226V224H125ZM135 224H133L134 226ZM143 225V224H142ZM186 225V226H185ZM193 225V226H192ZM196 225V222H195ZM66 226V225H65ZM70 226V227H72ZM88 226V225H87ZM100 226V225H97ZM122 226V225H121ZM124 226V225H123ZM131 226V225H130ZM137 226L136 229H139L141 227H138L139 225H135V227ZM150 226V224H149ZM149 226L147 227V229L149 228ZM67 227V226H66ZM64 228L58 225H53V227L51 228H46L47 230V234L49 235L51 240H54L56 243L60 244V246H63L64 248H66L68 251H70V253L75 254V256L78 259H83L84 261L88 260L87 258L89 257V253L98 247H101V243L100 240L102 238L105 237V235L102 236V231H97L99 228H93V229H97L96 231L91 230V229H77L75 228L76 226H73V229H69L68 228ZM112 227H114L112 225ZM87 228V227H86ZM102 228V227H101ZM106 227H104L105 229ZM118 227H115L116 231H118L120 233L119 230H117ZM123 228V227H122ZM125 228V227H124ZM180 228V229H181ZM189 228V229H187ZM195 228V230H196ZM114 229V228H113ZM120 229V227H119ZM131 229V227L129 228ZM135 229V228H134ZM143 229V228H142ZM184 229V228H183ZM45 230V229H44ZM43 230V231H44ZM108 230V229H107ZM104 231L105 234L107 233V235H110V233H108V231ZM110 230V229H109ZM121 230V229H120ZM174 230V229H173ZM182 230V229H181ZM185 230V231H186ZM194 230V229H192ZM194 230V231H195ZM125 231V230H124ZM110 232V231H109ZM113 231H111L112 233ZM134 232V231H133ZM174 232V231H172ZM192 232V231H191ZM117 233V232H116ZM118 233V234H119ZM151 234V236L149 237V235ZM188 233V232H187ZM121 234V233H120ZM125 234V233H124ZM131 234V233H130ZM136 234V233H135ZM139 234V233H138ZM149 234V235H148ZM190 234V232H189ZM197 234V232H196ZM197 234V235H198ZM113 235V234H112ZM115 235V234H114ZM126 235V234H125ZM132 235V234H131ZM184 235V234H183ZM195 235V234H194ZM196 235V236H197ZM102 236V238L100 237ZM124 236V235H123ZM136 237V235H134ZM191 236V235H190ZM199 236V235H198ZM197 236V237H198ZM199 236V237H200ZM107 237V236H106ZM111 237V236H110ZM121 237V235L119 236V238ZM139 237L140 234H139ZM170 237V236H169ZM193 237V236H192ZM198 237V238H199ZM31 238V237H30ZM79 238H81L82 240H80ZM108 238V237H107ZM105 238V240L107 239ZM114 238V237H113ZM187 238V237H186ZM204 238V240L206 239ZM109 239V238H108ZM133 239V238H132ZM147 239V238H146ZM188 239V238H187ZM32 240V239H31ZM49 240V241H51ZM103 240V242L105 241ZM116 240H118V236L116 237ZM135 240V239H134ZM133 240L132 243H136ZM168 240V239H167ZM191 240V239H190ZM189 240V241H190ZM194 240V237L193 239ZM197 240V239H196ZM195 240L196 244H199V242H201L200 240L203 239H198L197 242ZM203 240V241H204ZM38 241V240H37ZM102 241V240H101ZM109 240H107L108 242ZM112 241V239L110 240ZM109 241V243H110ZM127 241V240H125ZM129 241V240H128ZM127 241V242H128ZM138 241V240H137ZM143 240H141L142 242ZM147 241V240H146ZM202 241V242H203ZM31 242V241H30ZM39 242V241H38ZM43 242V241H41ZM47 242V241H46ZM118 242V241H116ZM131 242V241H130ZM140 241H138V245L140 246ZM194 242V241H193ZM207 242V241H206ZM205 241L204 243L207 244ZM105 243V242H104ZM115 243V241L113 242ZM129 243V242H128ZM175 243V242H174ZM194 243V244H195ZM36 244V243H35ZM39 244V243H38ZM45 241L44 244L41 245H45ZM52 244V242L50 243ZM106 245L108 243H105ZM118 244H120V242H118ZM126 244V243H125ZM130 244V243H129ZM145 244V243H144ZM143 244V245H144ZM147 244V242H146ZM150 244V242H149ZM165 244L167 245V243L165 242ZM192 244L190 247L193 248L192 246H194L193 243H189ZM204 244V245H205ZM210 244V243H209ZM240 244V243H239ZM48 245V244H47ZM104 245V246H106ZM115 245V244H112ZM142 245V244H141ZM142 245V246H143ZM150 245V246H151ZM178 245V243L176 244ZM39 246V245H38ZM126 246V245H125ZM124 246V247H125ZM134 247H136V245H132ZM148 246V245H147ZM189 246V245H188ZM196 246V245H195ZM208 246V245H206ZM206 246L202 245V248L204 247L203 250H201L202 248H200L199 250L197 249L198 254L202 251L207 250L206 254L208 256V249ZM238 246V245H237ZM236 246V247H237ZM243 246V245H242ZM41 247V246H40ZM40 247H38L40 249ZM52 247V246H51ZM57 247V246H56ZM146 247V245L144 246ZM247 247V246H246ZM249 247V246H248ZM43 248V247H41ZM46 248H49L46 247ZM61 248V247H60ZM117 248V246H116ZM123 248V246H122ZM188 248V247H187ZM186 248V251H187ZM191 248H189L191 250ZM206 248V249H205ZM132 249V248H131ZM141 250V248H139ZM143 249V248H142ZM151 249V250H152ZM162 249H164L162 247ZM185 249V248H184ZM194 249V248H193ZM213 249V251H212ZM236 249V248H235ZM244 249L246 250L245 246ZM247 249V250H248ZM51 250V249H50ZM63 250V249H62ZM98 251L100 249H97ZM106 250V249H104ZM147 250V249H144ZM250 250V251H251ZM49 251V250H48ZM52 251V250H51ZM51 251H49L51 253ZM64 251V250H63ZM96 251V257L97 256V252ZM135 251V250H134ZM148 251H150V247L148 249ZM161 251V249H160ZM194 251V250H193ZM106 252V251H104ZM122 252V251H121ZM130 252V250H129ZM143 252V251H142ZM145 252V251H144ZM192 252V251H191ZM190 252V253H191ZM195 252V251H194ZM249 252V251H248ZM37 253V252H36ZM54 252L52 251V254ZM61 253V252H60ZM100 253V251L98 252ZM124 253V252H123ZM149 253V252H148ZM154 253V252H153ZM193 253V252H192ZM191 253V254H192ZM202 253V254H204ZM41 255V253H39ZM55 254V253H54ZM66 254V253H65ZM72 254V255H73ZM120 254V252H119ZM127 254V253H126ZM130 254V253H129ZM133 254V253H132ZM143 254V253H142ZM156 254V253H155ZM194 254V253H193ZM192 254V255H193ZM206 254H204L203 256H206ZM212 254V255H213ZM38 255V254H37ZM39 255V256H40ZM63 255V254H62ZM61 255V256H62ZM108 254H106L107 256ZM117 255V254H116ZM115 255V256H116ZM146 255V254H145ZM151 255H153L151 253ZM196 255V254H195ZM38 256V257H39ZM67 256V255H66ZM65 256V257H66ZM122 256V255H121ZM131 256V255H130ZM138 256V255H137ZM154 256V255H153ZM156 256V255H155ZM209 256H211L209 254ZM41 257V256H40ZM64 257V256H63ZM93 258V256H91ZM124 257V256H123ZM128 257V256H127ZM148 257V256H147ZM159 257V256H158ZM193 258V256H191ZM214 259H217L216 256H214ZM220 257V256H219ZM218 257V258H219ZM234 257V256H233ZM43 258V257H42ZM67 258V257H66ZM74 258V257H73ZM94 258V259H95ZM132 258V257H131ZM149 259H151L150 257H148ZM157 258V257H156ZM184 258V257H183ZM194 258H197V256H195ZM207 259H204L203 262L204 264H214L215 261L213 262L211 260L210 257H206ZM221 258V257H220ZM89 259V258H88ZM108 260V258H105ZM103 259V260H105ZM114 259V258H113ZM110 260L111 261H115L114 260ZM119 259V258H118ZM123 259V258H122ZM129 259V258H128ZM162 259V258H161ZM200 261V258H198ZM213 259V256H212ZM221 259V260H222ZM223 259V261H224ZM231 262H232V257L230 258ZM71 260V259H70ZM75 260V259H73ZM92 260V259H91ZM108 260V261H109ZM121 260V259H120ZM125 260V259H124ZM131 260V259H130ZM136 260V259H133ZM156 260V259H155ZM159 260V259H158ZM164 260V259H163ZM168 260V259H167ZM172 260V259H171ZM202 260V259H201ZM220 260V259H219ZM220 260V261H221ZM249 261L250 259L246 258V261ZM99 261L100 260V256H99ZM97 261V262H99ZM119 260H116L114 263H116ZM138 261V260H137ZM136 261V262H137ZM151 261V260H150ZM149 261V262H150ZM181 261V259H180ZM197 261V260H196ZM195 261V262H196ZM216 264L218 263V259L216 260ZM219 261V262H220ZM222 261V262H223ZM251 261V262H253ZM96 261H93V263H95ZM105 262V261H104ZM170 262V261H167ZM167 262H163L162 264H169ZM175 262V261H174ZM186 262V261H185ZM225 262V264H227ZM38 263V262H37ZM64 263V262H63ZM73 263V262H72ZM76 263V262H75ZM74 263V264H75ZM86 263V262H84ZM86 263V264H87ZM107 263V262H106ZM109 263V264H110ZM118 263V262H117ZM126 263V262H125ZM130 263V262H129ZM135 263V261H134ZM139 263V262H138ZM137 263V264H138ZM173 263V262H172ZM171 263V264H172ZM177 263V261H176ZM193 264H195L194 262H192ZM250 263V262H249ZM67 264V263H66ZM81 264V262H80ZM98 264V263H97ZM103 264V263H102ZM119 264V263H118ZM122 264H124L122 262ZM128 264V261H127ZM153 264V262H152ZM155 264H159V263H155ZM181 264V263H180ZM186 264V263H185ZM196 264H203L201 262H196ZM219 264V263H218ZM221 264V263H220ZM224 264V262H223ZM229 264V263H228ZM248 264V262L246 263ZM251 264V263H250Z\"/></svg>",
	"mask_w": 264,
	"mask_h": 264
},
{
	"label": "rangeland",
	"instance_id": "obj_2",
	"mask_svg": "<svg viewBox=\"0 0 264 264\" xmlns=\"http://www.w3.org/2000/svg\"><path fill=\"white\" fill-rule=\"evenodd\" d=\"M32 1V0H31ZM68 1H71V0H68ZM111 1V0H110ZM109 1V2H110ZM72 2V3H71ZM70 3L73 5H75V2H76V0L74 1V0H72ZM24 3H27L28 5V8L26 7L25 8V5H24ZM29 3H30V1H29ZM27 1L26 2H24L23 0H0V11L5 15V16H8V18L10 17V19L12 18V19H14V18H16V20H18V21H21L22 22V20L23 21H27L28 23H23V24H25V25H21L22 23H20V24H18L19 26H17L16 25V27L14 26V29L16 28H18L17 29V31H21L19 34H20V36L22 37V38H29V39H35L34 41H36L37 40V38L36 37H33V38H31L30 36H32V35H30L31 33H29L28 34V32L29 31H31V30H29L30 28H27V27H29V26H27L28 24H32V26H31V28L33 27V28H35V30H37L38 28L40 29H42V28H45V27H48V29H49V31L51 30V32L50 33H52L53 32V34L52 35H54L55 34V36H53V37H57V36H59L61 39L59 40L58 38L59 37H57V40H59V41H65L66 42V45H62L63 43H61V42H59L58 41V43L59 44H61V45H57L56 43L54 44L53 42H48L49 40L48 39H46V40H40V42L38 41V44H39V46H40V49L38 50L37 49V53L33 56V57H30L29 59H24V58H20V60H19V58H17L16 59V57H5L4 59H6V60H4L3 62L5 63H8V64H6L5 63V65H6V67L4 68V70L5 69H7V68H9V67H7V65H11L10 66V68L8 69V70H11L10 72V74H8V76H6L7 74L5 73V71H7V70H3V68L1 69V71H3V72H0V74H1V76L3 77V78H7V77H10V80H8L9 78H7L6 80L7 81H9V83H7V81L6 80H3V81H1L0 80V92L2 91V90H4L5 91V89H6V92H4V91H2L1 93H2V95H1V93H0V98L2 99H0V110H2V111H4L3 113L5 114V115H2L1 113H0V115L1 116H3V118L1 117L0 118V138L3 140V141H5L4 143H6L5 145L7 146V154L9 155L10 153H12V151H13V153L11 154V155H13L11 158H10V156L11 155H7L6 154V151L5 152H1L0 153V188L4 191V196L6 197V195H7V197H11L12 198V200H11V198H10V207L11 208H9V209H6L5 208V206L3 205V203H2V201L0 200V264H74L75 262V264H80V262H81V264H86L87 263V261H84L83 259H78L76 256H75V254H73V253H70V251H68L66 248H64L63 246H60V244H58V243H56L54 240H51L50 239V237H49V235L46 233L47 232V230H46V228H51V227H53V225H58V226H61V227H66V228H70V229H73V226H76L75 228H77V229H80V228H82V229H91V230H94V231H96L97 229H93V228H96V227H98L99 229L97 230V231H102V236L103 235H105V237L104 238H102V236H100L102 239V241L100 240V242H102L101 244V247H98V248H96L95 249V251L94 250H92L90 253H89V259L87 258V260H88V263L87 264H109L110 263V260H109V257H110V259L112 260L113 258L115 259V261L116 260H119V261H117L119 264H122V262L124 263V264H127V261H128V264H137L138 262V264H152V262H153V264H155V263H159V264H162L163 262H167V261H170V262H167V263H169V264H171L172 262V264H193L192 262H194L195 264H196V262L198 261V262H201V263H203L204 264V262H203V260L204 259H207L206 257H210L211 258V260L214 262L215 261V263L214 264H216V260L218 259V263L220 264H223V262H224V264H225V259H224V261H223V259H222V256H221V253H219V256L221 257H219V256H217L216 254L214 255L212 252H211V250H209L208 249V247L211 249V247H213V246H209V245H212L211 243V240H210V238H209V241H208V237L206 238V237H204V236H210L211 234H208V232H206V233H203V232H201L200 231V234H198L199 233V230H197V223H198V221L199 222H201L202 220L201 219H203L202 217H200L202 214L200 213V212H204V208H205V206L206 207H211L210 205L208 206V202H209V200L208 199H206V196L204 195L208 190H210V188L212 187L211 185H207V187L205 188V189H195V188H193V189H189V190H186V194L188 195V200H187V203L185 204L186 206V208H181V209H179V207H178V205L174 202V194L172 195L173 196V198L171 197V194L178 188V187H180V177H179V173L177 174V175H173V178L172 177H170L169 175H171V174H169L168 173V170L167 169H169V166H170V160H173V157H174V155L176 154V153H174V152H177V154L175 155V157H174V159L176 160V159H178V162H180V163H178V164H180V166H182V168L184 167V158L182 157V156H180V155H182L181 153L183 152V151H181L182 149L185 151V146H187L186 148H188V146H190V147H192V145L193 146H196V145H198V139H196V138H198V136H199V133L201 132L200 130H201V125H200V122H199V120H196V119H198V116H201V114L200 115H198V113H200L199 111L201 110L200 109V107H198L197 105H195V104H197L199 101H200V99H205L206 98V95H207V92H203L202 90H191L190 91V93H191V95H190V93H189V90L190 89H188V88H186V87H184V89H182L183 87H180V86H170V85H162V84H153V86H152V84L150 85H144V86H142V85H132V86H130L131 84H126L125 83V85H123V83H119V85L117 84H112L111 82H109V83H107V79L106 78H108L110 75L108 74L109 73V71H107V74H105L106 73V71L105 70H102V71H100V70H98V72L96 71V70H94V71H90L89 70V72H88V70L86 69V72H85V69H81L82 70V72H83V74H84V76L86 75L87 77L89 76V75H91L90 74V72H92V75L93 76H89V78H86V76L85 77H82L83 76V74L80 72L81 70H79V75L80 74H82L81 75V78H80V76L79 77H77L76 76V80H77V78H79L78 79V83H77V81H74L75 79H72V77L73 78H75V74H78L76 71V73H74V71L72 70V67L70 66V67H65L64 65L65 64H63V66L65 67H63V66H60L59 68H61V69H63V72L61 71V72H59V69H57L56 68V71H58V76H51L50 74L51 73H48L49 72V70L48 69H50L49 67H48V69H47V67H45L44 65L46 64V62H47V60L46 59H48V61H49V59L51 60L52 58H53V55L52 56H50L51 54H55L53 51H52V48L53 49H58L59 51L61 50V49H64L63 47H65L66 46V48L64 49V51L63 50H61V52H64V53H66V54H68L65 50H68V51H72V50H69L70 48H72L71 46H70V44L69 43H74V41H73V38H75L74 37V35L76 34V32H75V28H73L74 29V31H73V29H72V27H74V22H72V20H70L71 19V17H70V15L68 14L69 12L66 10V9H64L63 7H62V9H61V13H60V9L59 8H61V6H60V4L58 3V4H54L53 5V3H49V0H33V2H31L30 4H29ZM33 3V4H32ZM111 3V2H110ZM109 3V4H110ZM50 4V5H49ZM52 4V5H51ZM24 7H23V6ZM73 5V6H74ZM31 6V7H30ZM54 6V7H53ZM41 8V9H39V8ZM59 7V8H58ZM33 8V9H32ZM55 8H57V9H55ZM28 11H27V10ZM24 10H26V11H24ZM47 10V11H46ZM52 10V11H51ZM62 10H64V11H62ZM31 11V12H30ZM49 11H51L52 13H50ZM54 11H55V14H56V16L58 15V13L60 14V15H58V16H62L61 17V20H60V17L58 18L57 17V19H56V16H55V18L53 17L55 14H53L54 13ZM58 13H57V12ZM41 12V13H40ZM42 12H45V13H43L42 14ZM49 12V13H48ZM63 12V13H62ZM1 13V14H2ZM5 13H7L8 15H6ZM49 15H48V14ZM52 14H53V16H52ZM10 15V16H9ZM25 15H27V17H25ZM29 15H31V16H29ZM42 15H45L44 17L42 16ZM48 16H50V17H48ZM17 17H18V19H17ZM25 17V18H24ZM69 17V19H66V18H68ZM30 18H31V21H30ZM52 18V22H50L51 20L50 19ZM25 19V20H24ZM27 19V20H26ZM54 19V20H53ZM58 19H59V22L60 23H58ZM65 19L67 20V21H65ZM50 20V21H49ZM18 21H16V22H18ZM30 21V22H29ZM56 21H57V23L59 24V25H56L55 23H56ZM32 22V23H31ZM50 22V23H49ZM53 22H54V24H53ZM73 24H72V23ZM66 23H68L69 25H66ZM27 24V25H26ZM53 24L54 26H55V28L53 27V25H52V28H50V26ZM61 24V25H60ZM65 25V26H64ZM26 27V29H27V32H26V30H25V32H23V27ZM71 26V27H70ZM10 28H12L13 29V27H10ZM70 28V29H69ZM12 29H10L11 31H10V33H12L11 35L13 36L14 35V37L16 36V38L18 39V36L17 35H19L18 33H14V32H17V31H13ZM15 29V30H16ZM25 29V28H24ZM29 30V31H28ZM34 30V29H33ZM95 30H97L96 28H95ZM25 33V34H27V35H25V34H23V33ZM72 32H75L74 33V35H73V33ZM97 32V33H96ZM5 34H9V32H8V30H7V32L5 31L4 32ZM21 33L23 34V35H21ZM94 33V34H93ZM7 34V36L8 37H10V35H8ZM92 34L94 35V36H91L90 37V39L89 40H92V42L91 41H89L88 40V42L90 43V44H92L91 46H93L94 47V42H93V40L95 41V39H96V34L98 35V31H93L92 32ZM51 35V36H52ZM72 35H73V37H72ZM11 36V37H12ZM19 36V37H20ZM27 36V37H26ZM13 37V38H14ZM72 38V39H71ZM94 38V39H93ZM7 39L9 40V41H7ZM11 39L12 38H5V40L8 42V43H10L11 42ZM12 40H15V38L14 39H12ZM57 40H56V42H57ZM73 42H72V41ZM75 40V39H74ZM43 41V42H42ZM44 41H46V44H45V42ZM63 41V42H64ZM43 44H42V43ZM49 44V45H48ZM51 45V47H52V45H53V47L51 48V47H49ZM56 45V46H55ZM55 46V47H54ZM68 46H70V48L68 47ZM72 46H73V44H72ZM44 48V49H43ZM49 48H51L50 49V51L51 52H44V51H46V50H49ZM46 49V50H45ZM56 50H54V51H56ZM57 50V52H59ZM40 51V52H39ZM53 52V53H52ZM69 52V53H70ZM47 53V54H46ZM51 53V54H50ZM71 54V53H70ZM70 54H68L67 56H69ZM47 55H48V57H47ZM97 56V54L93 57V58H97L96 57ZM35 57V58H34ZM50 57H52V58H50ZM13 58V59H12ZM32 58H34L33 60H32ZM12 61H11V60ZM24 60L26 61V62H24ZM30 60V61H29ZM34 61L35 60V62H32V61ZM14 61H16V62H14ZM29 61V62H28ZM44 63H43V62ZM12 62V63H11ZM24 62V63H23ZM36 62H38V63H36ZM27 63V64H26ZM30 63H35V68H37L38 67V69H39V67H43L42 69H46L45 71H46V74L48 75H45L44 73H42V71L41 70H39V73H37L38 74V77H36L37 76V74H35L32 78H31V71L29 70V68L30 69H33L34 67H33V64H31L32 65V67L33 68H31V65H30ZM48 63V62H47ZM36 64H37V67H36ZM13 65V66H12ZM40 65V66H39ZM27 66V67H26ZM66 66H68V65H66ZM63 67V68H62ZM13 70H12V69ZM28 68V69H27ZM69 69V73H73L74 75H72L71 76V74H70V78L72 79H70V78H68L69 76V73L67 72V70ZM67 69V70H66ZM27 70H29L28 72H27ZM43 70V71H44ZM72 70V71H71ZM64 71H66V72H64ZM71 71V72H70ZM18 72H19V74H18ZM85 72V73H84ZM99 72H101L102 74H104V75H101V73L99 74V75H97L96 73H99ZM13 73H16V75H17V78L18 79H20L19 77H21L23 80H25V82H27V81H30V85H31V90L33 91H37L36 92V96H35V98H32V97H30V101L28 100V102H27V104H33V103H35V105H36V110L35 111H32L34 114L35 113H37V114H33L30 110H26L25 109V101H18V100H14V99H11V98H9L8 96H7V99L5 98V96H3V95H6V94H4V93H7L8 91H9V96L11 95V93L10 92H12V87H13V85L15 84V83H17V81H16V79L17 78H14V76H12V74ZM26 74V77H25V74ZM68 73V74H67ZM93 73H95V75L93 74ZM148 74H149V72H147ZM30 75V76H29ZM56 75H57V73H56ZM24 78H23V77ZM28 76V77H27ZM39 76H41V78L39 77ZM47 76V77H46ZM104 77L105 79H103V77H102V79L103 80H105L106 81V83L107 84H112V85H106V83H104V81H102V83H101V80L102 79H100V77ZM36 77V78H35ZM46 77V78H45ZM51 77V78H50ZM53 77V78H52ZM92 77H93V79H94V82H93V79H92ZM98 79H97V78ZM27 78H28V80H27ZM35 78V79H34ZM40 78V79H39ZM46 80H45V79ZM48 78V79H47ZM57 78V79H56ZM85 78V79H84ZM90 78H91V80H90ZM96 78V79H95ZM14 80L15 81V83H14V81H12V83L10 84V81L11 80ZM21 79V80H22ZM38 79V81H37V83H36V81L35 80H37ZM42 79V81H40ZM52 79H54L53 81H51V84H53L54 83V81H55V84L56 83H58V84H54L53 86L50 84V80H52ZM89 79V80H88ZM57 80V81H56ZM82 80V81H81ZM83 80H84V83H83ZM86 80H88L87 81V83H86ZM5 81H6V83H5ZM49 81V82H48ZM73 81H74V85H75V90H74V88L71 86V85H73L72 83H73ZM91 81H92V83H91ZM98 81H99V83H98ZM40 82H41V84H40ZM49 85H48V84ZM75 83H77V84H75ZM97 83V84H96ZM117 83V82H116ZM4 84H5V86H4ZM39 84H40V87H39ZM43 84V85H42ZM79 84H80V86L82 85V88H80L79 87ZM86 84H87V86H86ZM120 84H122V85H120ZM36 85V86H35ZM46 85V86H45ZM85 86V87H84ZM166 86H168V87H166ZM41 87H44V88H41ZM8 88H9V90H8ZM39 88V89H38ZM41 88V89H40ZM73 88V89H72ZM84 88V89H83ZM39 91H38V90ZM82 90L83 89V91H82V93H80L79 91H77V90ZM171 89V90H170ZM197 89V88H196ZM41 90V91H40ZM43 90H46V91H44V92H42ZM177 90V91H176ZM33 91V92H34ZM181 91V92H180ZM186 91H188L187 93H186ZM197 91V92H196ZM199 91H202L201 93H204V94H200V93H198ZM42 92V94L43 95H41L40 93ZM46 92H48V93H46ZM166 92V93H165ZM44 93H45V95L46 94H50V96H44ZM77 93H79V94H77ZM173 93V94H172ZM193 93V94H192ZM196 93V94H195ZM209 94H211L210 92H208ZM72 94H73V96H72ZM81 94V95H80ZM83 94V95H82ZM181 94H184V95H181ZM186 94V95H185ZM209 94L207 95V97H209ZM52 95V96H51ZM87 95V97H85ZM205 95V96H204ZM237 95H239V94H237ZM78 96H79V98H78ZM82 96V97H81ZM184 96V97H183ZM193 96V97H192ZM236 96V95H235ZM11 97V96H10ZM38 97H40V98H42V99H39ZM53 97V98H52ZM77 97V98H76ZM84 97V98H83ZM200 97V98H199ZM204 97V98H203ZM237 97V96H236ZM241 97V96H240ZM5 98V99H4ZM9 98V99H8ZM39 100H38V99ZM44 98V99H43ZM46 98H48V100H49V98H50V102L49 103H47L46 101H47V99ZM75 98V99H74ZM32 99L34 100V101H32ZM53 99V100H52ZM83 99H85V101L83 100ZM160 99V100H159ZM192 101H191V100ZM195 99V100H194ZM198 99H199V101H198ZM12 100H13V104L14 103H16V104H14V108H16V110L13 108V104L11 103L12 102ZM40 100H42V101H40ZM43 100L46 102V103H44L43 102ZM76 100V101H75ZM89 100V101H88ZM156 100V101H155ZM159 102H158V101ZM167 100V101H166ZM187 100H189L190 101V103L187 101ZM1 101H2V104H1ZM17 101V102H16ZM54 101V102H53ZM80 101H82V102H80ZM88 101V102H87ZM91 101V102H90ZM94 101H95V104H94ZM186 101H187V103L189 104V106H188V104L186 103ZM39 102H41V103H39ZM76 102V104L79 106L78 108L80 109L81 108V110L79 111L78 110V108H77V106L74 104ZM80 102V104H78ZM91 104H90V103ZM156 102V103H155ZM162 102V103H161ZM194 102V103H193ZM4 103V104H3ZM12 105H11V104ZM36 103H38V104H36ZM44 103V104H43ZM55 103V104H54ZM73 103V104H72ZM87 103V104H86ZM169 105H168V104ZM49 104H52V105H49ZM82 104H84V106L82 105ZM86 104V105H85ZM89 104H90V106H92V104H94L93 106L94 107H90L89 106ZM98 104V105H97ZM151 104V105H150ZM157 104H159V106L157 105ZM161 104V105H160ZM165 104L166 105H168L167 107L165 106ZM195 105V106H197L196 108H194L192 105ZM15 105H17V106H15ZM21 105V106H20ZM40 105H42V106H40ZM48 106L47 108L45 107V106ZM72 105H74V106H72ZM147 105V106H146ZM164 105V106H163ZM5 106H6V108H9V109H4L5 108ZM8 106V107H7ZM72 106V107H71ZM98 106H99V108H98ZM150 106L152 107V108H150ZM158 108H157V107ZM163 106V107H162ZM12 107V108H11ZM22 107V108H21ZM86 107V108H85ZM90 107V108H89ZM154 107H156V108H154ZM188 107H190V108H188ZM194 109V111L196 112H192V108ZM19 108V109H18ZM41 108V109H40ZM44 108V109H43ZM46 108V109H45ZM72 108H75L74 110L72 109ZM83 108V109H82ZM148 108V109H147ZM165 108V109H164ZM200 109V110H198V109ZM4 109V110H3ZM24 109V110H23ZM37 109H40V110H37ZM48 109V110H47ZM90 109V110H89ZM97 109V110H96ZM149 109H151L152 110V112L149 110ZM163 111H161V110ZM166 109L167 110H169L168 112H169V115L167 114L166 115V113L165 112H167L166 111ZM197 111H196V110ZM7 110V111H6ZM12 110V111H11ZM51 110V111H50ZM72 111V113L74 114V115H72V114H70L71 113V111ZM76 110H77V112H76ZM84 110V111H83ZM99 110V111H98ZM124 110V111H123ZM145 110H147V112H148V110L150 111L149 113L151 114V118L152 117H154L155 116V121H153L152 120V125L154 126H152V128L150 127L151 125H148L151 129H152V142L154 141V140H156L157 138V140L156 141H154L153 143H152V147H151V150H150V155L152 154V157H148V158H146V160L144 161V164H143V162H142V165H139V161H136L140 156V152L139 151H137V149H135L133 146L132 147H130L131 145H134V143H135V141H134V135H135V133L133 132V131H135V129H136V131L138 130V124L140 123L141 124V118H142V114H143V112H145ZM165 110V111H164ZM187 110V111H186ZM15 111V112H14ZM26 111V112H25ZM81 112V113H79V112ZM133 113H132V112ZM154 111L156 112V114L154 113ZM17 112H19V113H17ZM40 112H42V113H40ZM98 112V113H97ZM103 112V113H102ZM162 112V113H161ZM190 114H189V113ZM7 113H9L8 114V117H7ZM69 114V115H65V114ZM77 113H78V117H74V116H76L77 115ZM101 115H100V114ZM131 113V114H130ZM137 115H136V114ZM162 114V115H160V114ZM20 115V116H17V115ZM43 114V115H42ZM51 114H53V115H51ZM80 114H81V116H82V114H83V116H82V118L85 116V114H86V116L88 117V119H86L85 117H84V119L83 120H81V116H80ZM107 114V115H106ZM133 114V115H132ZM139 114V115H138ZM153 114V115H152ZM155 114V115H154ZM173 114V115H172ZM37 115V116H36ZM127 117H126V116ZM132 115V116H131ZM134 115H136L135 117H134ZM142 115V116H141ZM28 116H30V117H28ZM50 116H52V117H50ZM55 116H56V118H55ZM60 116H61V118L62 119H58V118H60ZM65 116H67L66 118H65ZM71 116H72V118H71ZM106 116H107V118H106ZM129 116V117H128ZM141 116V117H140ZM160 116V117H159ZM161 116H162V118H161ZM168 118V116H169V119H167L166 117ZM197 116V117H196ZM20 117H23V118H20ZM43 117H45V119H48V121H50V122H48L47 120H45V119H41V118H43ZM55 118V120H54V118ZM58 117V118H57ZM110 117V118H109ZM124 117V118H123ZM132 117V118H131ZM138 117H140V119L138 118ZM170 117H171V119H170ZM40 118V119H39ZM51 120H50V119ZM65 118V119H64ZM71 118V119H70ZM73 118H78V122H77V119L75 120V119H73ZM106 118V119H105ZM112 118V119H111ZM119 118V119H118ZM128 118V119H127ZM133 118H134V120H138V121H134L133 120ZM138 118V119H137ZM161 120H160V119ZM200 118V117H199ZM36 119V121H34ZM39 119V120H38ZM58 119V120H57ZM125 119V120H124ZM152 119H154V118H152ZM201 119V118H200ZM2 120V121H1ZM41 120V121H40ZM54 122H53V121ZM79 120L80 121H82V122H80L79 123ZM86 120H88V121H86ZM101 120V121H100ZM102 120H103V123H102ZM168 121V122H166V121ZM57 121V122H56ZM69 123V124H71V125H67V123ZM83 121H84V125L86 124V122H88V128L86 127V125L84 126V125H81L80 126V124H83ZM86 121V122H85ZM107 121V122H106ZM158 121V122H157ZM15 122H17L16 124H15ZM36 122H38V124L36 123ZM51 122H53V123H51ZM61 124H60V123ZM65 122V123H64ZM74 122H76V123H74ZM100 122V123H99ZM109 122V124H107ZM117 123V125H115L116 123ZM124 122H126V123H124ZM127 122H129V123H127ZM135 122V123H134ZM170 122V123H169ZM3 123H6V124H3ZM12 123V124H11ZM24 123V124H23ZM31 123V124H30ZM40 123V124H39ZM51 123V124H50ZM56 123V124H55ZM77 123H78V125H77ZM115 123V124H114ZM135 124V126H132V125H134ZM137 123V124H136ZM161 123H162V125H161ZM11 124V125H10ZM23 126H22V125ZM66 124V125H65ZM73 124H76V127H74L75 128V130L74 129H71L73 126H75V125H73ZM99 124V125H98ZM104 126H103V125ZM125 124L128 126V127H126L125 126ZM151 124V123H150ZM166 126H165V125ZM169 124V125H168ZM17 125V126H16ZM35 125H37V126H35ZM73 125V126H72ZM105 125H106V127H105ZM108 125H110V126H108ZM158 125H160L159 127H158ZM12 126H14V127H12ZM27 126V127H26ZM29 126H30V129H29ZM33 126V127H32ZM34 126L36 127V128H34ZM57 126H58V129H56L57 128ZM61 126V127H60ZM65 126V127H64ZM79 127V130H78V132H75L74 133V131H77L76 130V128L78 129V127ZM100 126V127H99ZM102 126V127H101ZM117 126V127H116ZM163 126V127H162ZM18 127H21L20 129L18 128ZM24 127H26V128H24ZM60 127V128H59ZM68 127H70V128H68ZM83 127V128H82ZM116 127V128H115ZM125 127H126V129H125ZM134 127V129H132V128ZM138 127V128H137ZM28 128V129H27ZM80 128H81V130H85L84 132H86L87 134H89L88 133V129H90L91 128V130L89 131L90 132V136L88 135V137H85V136H87V134L86 133H84L83 131H80ZM85 128V129H84ZM110 128V129H109ZM123 128V129H122ZM200 128V129H199ZM11 129V130H10ZM16 129H18V130H16ZM22 129V130H21ZM25 131H24V130ZM33 129V130H32ZM64 129H65V131H64ZM104 129H106L107 131L105 132V130ZM115 129V130H114ZM117 129H120L119 130V132L122 134V135H119L120 133H117L118 132V130ZM125 129V130H124ZM130 129V130H129ZM154 129V130H153ZM164 129V130H163ZM30 130V131H29ZM59 130H60V132H59ZM72 130H74V131H72ZM86 130H88V131H86ZM133 130V131H132ZM156 130L157 131H159V132H156ZM16 131H19L18 133H16ZM22 131V132H21ZM34 131V132H33ZM42 131H43V133H42ZM56 131V132H55ZM58 131V132H57ZM63 133H62V132ZM72 131V132H71ZM95 131H96V133H95ZM99 131V132H98ZM100 131L102 132V134L100 133ZM195 131V132H194ZM199 131V132H198ZM27 132V133H26ZM37 132V133H36ZM66 132V133H65ZM68 132V133H67ZM97 132H98V134H97ZM115 132L117 133V134H115ZM127 132V133H126ZM162 132H164V134L162 133ZM166 132V133H165ZM189 132H191V133H189ZM2 133H4V134H2ZM12 133V134H11ZM33 135H32V134ZM38 133H39V135H38ZM77 133V134H76ZM81 133V134H80ZM106 133V134H105ZM110 133V134H109ZM156 133H158V135L156 134ZM162 133V134H161ZM189 133V134H188ZM198 135H197V134ZM226 133V132H225ZM17 134V135H16ZM54 134V135H53ZM61 134V135H60ZM83 134V135H82ZM86 134V135H85ZM100 134V135H99ZM193 135L194 136V138L192 139L193 140V142L194 143H197V144H193L192 143V141L190 140V138H192L191 137V135ZM11 135V136H10ZM13 135V136H12ZM40 135H42L41 137H39ZM85 135V136H84ZM95 135H97V136H99L100 137V139H99V137H95ZM103 135H105V137L102 136ZM110 135L111 136H113V137H110ZM131 137H130V136ZM164 135H165V137L166 138H164ZM18 136H20V137H18ZM22 136H23V139H22ZM28 136V139L27 138H24V137H27ZM58 136V137H57ZM124 138H123V137ZM158 136V137H157ZM197 136V137H196ZM16 137V138H15ZM48 137V138H47ZM75 137H78L77 138V140L79 139V141H80V143H78V141L76 142V139H75ZM83 138V140H82V138ZM102 137V138H101ZM128 137H130V139L128 138ZM12 138V139H11ZM30 138V139H29ZM33 138V139H32ZM41 138H42V140H41ZM43 138H44V140H43ZM55 138V139H54ZM65 138V139H64ZM86 138H88V139H86ZM104 138H106V139H104ZM109 138V139H108ZM111 138V139H110ZM113 138V139H112ZM120 138V139H119ZM161 138V139H160ZM163 138V139H162ZM12 140V141H9V140ZM15 139V140H14ZM19 139V140H18ZM46 139H48V140H46ZM62 139V140H61ZM103 139V141L104 142H102V141H99V140H102ZM107 139L109 140V142L107 141ZM26 140H27V142H26ZM28 140H29V142H28ZM34 140V141H33ZM39 140V141H38ZM82 140V141H81ZM86 140V141H85ZM106 140V141H105ZM114 140V141H113ZM187 140V141H186ZM189 140V141H188ZM198 142H197V141ZM55 141V142H54ZM86 143H85V142ZM88 141V142H87ZM121 141V142H120ZM196 141V142H195ZM8 142V143H7ZM14 143V144H12L11 145V143ZM24 142V143H23ZM38 144H37V143ZM41 142V143H40ZM100 142V143H99ZM107 143V144H105L104 146L105 147H103V144L102 143ZM116 144H115V143ZM132 142H134V143H132ZM209 146L210 147H212L213 145H215V143H214V141L212 140V139H210L209 141ZM16 143H17V145H19V146H17L16 145ZM19 143V144H18ZM25 143H26V145H25ZM28 143V144H27ZM46 143V144H45ZM48 143V144H47ZM83 143V144H82ZM102 144V145H99V144ZM112 143V144H111ZM117 143H118V145H117ZM120 143H121V145H120ZM125 145H124V144ZM156 143H157V145H156ZM51 144V145H50ZM56 144V145H55ZM78 144H82L81 146L80 145H78ZM95 144H97L98 146H99V149H98V146L96 147V145ZM188 144H190V145H188ZM8 145H11L10 147H8ZM17 147V148H15V146ZM41 145V146H40ZM116 145V146H115ZM128 145V146H127ZM154 145V146H153ZM32 146H34L33 147V150L30 148V147H32ZM83 146V148H81ZM94 146H95V148H94ZM102 146V147H101ZM114 147V151H115V153H117V154H113L114 153V151H113V147ZM123 146V147H122ZM124 146H126V147H124ZM18 147H22V149H20V148H18ZM25 147V148H24ZM30 148V150H28L29 148ZM37 147V151H36V148ZM40 147V148H39ZM43 147H45V148H43ZM48 147H51V148H48ZM76 148V150L74 149V148ZM84 147H86V148H84ZM92 147H93V149H92ZM15 148V149H14ZM45 149V150H43V149ZM73 148V153H74V151H75V153H78V155L77 154H73L72 153V150H70V149H72ZM78 148H79V150H78ZM97 148V150H98V152H97V150H95ZM100 148L103 150V151H100ZM105 148H107V149H105ZM116 148V149H115ZM119 148V149H118ZM126 148V149H125ZM173 148V149H172ZM20 150L21 152H19V151H17V150ZM23 149H25V151H22ZM26 149H27V152H26ZM130 149H131V151H132V153H134V155L136 154V155H138L139 153V155L137 156V158L136 157H134L133 156V158H136V159H134L135 161L133 162V164L135 165H133L132 163H130L129 164V160L132 158L130 155H132V153H131V151H130ZM170 149V150H169ZM31 150L33 151V152H31ZM42 150V151H41ZM48 150V151H47ZM53 150V151H52ZM66 150V151H65ZM84 150H86L85 152H84ZM95 151L97 154H95V152H93V151ZM104 150H106V151H104ZM108 150V151H107ZM123 150H125V151H123ZM130 151V153H128L129 151ZM134 150V151H133ZM172 150V152L174 153L173 155H170V154H172L170 151ZM174 150V151H173ZM177 150V151H176ZM14 151H17V155L20 157H17V155L15 154L16 152H14ZM69 151V152H68ZM70 151H71V153H70ZM81 151H83V152H81ZM99 151L101 152L100 154H99ZM117 151V152H116ZM135 151H137V152H135ZM49 153V154H47V153ZM68 152V153H67ZM89 152V153H88ZM113 152V153H112ZM169 152H170V154H169ZM23 153V154H22ZM26 153V154H25ZM80 153H82V156H81V154ZM85 153V154H84ZM90 153H91V155H90ZM104 153V154H103ZM25 154V155H24ZM47 154V155H46ZM74 156H73V155ZM84 154V155H83ZM93 154V155H92ZM112 154V156L110 157V155ZM129 154V155H128ZM3 155V156H2ZM15 155H16V157H15ZM27 155H29V158H30V156H33L34 155V158L32 157V158H30V160L31 159H34V160H32V161H30V160H28V156ZM44 155H45V157H46V159L44 158ZM67 155V156H66ZM71 155V156H70ZM90 155V156H89ZM95 155V156H94ZM104 157H103V156ZM118 155V156H117ZM125 155V156H124ZM127 155V156H126ZM135 155V156H136ZM149 155V156H150ZM49 156V157H48ZM51 156V157H50ZM66 156V157H65ZM73 156V159H71V157ZM76 156V157H75ZM78 156H81V157H79L78 158ZM94 156V157H93ZM97 156H99V157H97ZM101 156V157H100ZM115 156V157H114ZM130 156V158H128V159H126L127 157H129ZM173 156V157H172ZM26 157V160H23V158H25ZM58 158L59 157V159H57V161H58V163H57V161H56V158ZM97 157V158H96ZM108 157V158H107ZM172 159H171V158ZM16 158V159H15ZM19 158V159H18ZM44 158V159H43ZM54 158V159H53ZM68 158V159H67ZM78 158V159H77ZM84 159L83 161H80V160H82V159ZM88 158H90V160L91 161H89V159ZM102 158H104L103 159V161H102V159L100 160V159ZM106 158V159H105ZM113 158V159H112ZM121 158V159H120ZM133 158L131 159L132 161H133ZM4 159H7V160H4ZM9 159L11 160V161H9ZM13 159H15V161H17L16 163H14L15 161L13 160ZM18 159V160H17ZM20 159H22V160H20ZM38 159H41L40 161L38 160ZM50 159V160H49ZM74 159H77V160H79V161H77L76 160V162H75V160ZM96 159H98V160H100V161H98V160H96ZM110 159V161H108ZM126 159V160H125ZM151 159V160H150ZM168 159H169V161H168ZM47 160V161H46ZM70 160V161H69ZM148 160V161H147ZM23 162L22 164H21V162ZM27 161H30V162H27ZM56 161V162H55ZM60 161V162H59ZM68 161V162H67ZM86 161V163L84 164V162ZM102 161V162H101ZM112 161V162H111ZM115 161V162H114ZM120 161H121V163H120ZM127 161H129V162H127ZM131 161V162H132ZM151 162V164H152V166H151V168H150V166L148 165L149 163H147V162ZM33 162H36V163H33ZM74 162V163H73ZM80 162H81V164H80ZM89 162V163H88ZM92 162V163H91ZM99 164H98V163ZM110 162V163H109ZM126 162V163H125ZM167 162H168V164H167ZM176 162H177V160H176ZM14 163V164H13ZM20 163V165H19V167H18V165L17 164H19ZM25 163V164H24ZM26 163H27V165H26ZM34 165H33V164ZM60 163V164H59ZM62 163V164H61ZM69 163H70V165L71 166H69ZM72 163V164H71ZM109 163V164H108ZM116 163V164H115ZM138 163V164H137ZM182 163V164H181ZM3 164V165H2ZM29 164V165H28ZM75 164V165H74ZM84 164V165H83ZM114 164V165H113ZM121 164H122V166H121ZM150 164V165H151ZM17 165V166H16ZM32 165V166H31ZM66 165V166H65ZM74 165V166H73ZM77 165V166H76ZM80 165V166H79ZM88 167L89 166V168H91V169H87V168H84V167H86V166ZM92 165H94V166H92ZM113 167H112V166ZM119 165V166H118ZM130 165V168L132 167L134 170L135 169H137L136 167L137 166H139V168L141 169H139L138 168V170H133L132 168V170L130 171L129 169V166ZM134 167H133V166ZM145 165V166H144ZM169 165V166H168ZM25 166V167H24ZM36 168H35V167ZM92 166V167H91ZM148 166V168H145V167H147ZM29 167H33L32 169H30ZM64 167H65V169H64ZM79 167V168H78ZM80 167H82V170H81V168ZM98 167V168H97ZM102 167V168H101ZM126 167V168H125ZM143 167H144V169L145 170H143ZM20 168H22L21 170H20ZM28 168V169H27ZM120 168V169H119ZM128 168V169H127ZM164 168H166V169H164ZM181 168V167H180ZM25 169L27 170V171H25ZM80 169V170H79ZM87 171H86V170ZM146 169H148V171H146ZM157 169V170H156ZM34 170H35V172H34ZM81 171V174L79 173V171ZM96 170V171H95ZM156 170V171H155ZM163 170V171H162ZM84 171V172H83ZM90 172L91 174H88V173H86V172ZM133 171H134V173H133ZM150 171H152V172H150ZM155 171V172H154ZM20 172H21V174L24 176H22L21 174H20ZM28 172V173H27ZM42 172V173H41ZM77 172V173H76ZM95 172V173H94ZM97 172H98V174H97ZM132 172V173H131ZM148 172V173H147ZM157 172H159V173H157ZM130 174L131 175V178H130V175L128 176V174ZM146 173V174H145ZM152 173V174H151ZM26 174V175H25ZM29 174H31V175H29ZM90 175V177L88 176V175ZM94 174V175H93ZM113 176H112V175ZM125 174V175H124ZM154 174L157 176H154ZM167 176H166V175ZM27 175H29V176H27ZM78 175V176H77ZM85 175V176H84ZM144 175V176H143ZM145 175H146V178H145ZM150 175V176H149ZM77 176V177H76ZM80 176V177H79ZM88 177V179L89 180H96V181H90V182H94L93 184L92 183H89V180L87 179V177ZM126 176H128L129 177V179L126 177ZM147 176H148V178H151V179H149L148 180V178H147ZM159 176H161V177H159ZM163 176V177H162ZM76 179H75V178ZM82 177V178H81ZM95 177L97 178V179H95ZM137 177V178H136ZM145 178V180H148V181H145L144 180V178ZM167 179H166V178ZM176 177V178H175ZM26 178V180H24ZM71 178V179H70ZM73 178V179H72ZM142 178H143V181H142ZM157 178H159L158 180H157ZM120 179V180H119ZM171 179V180H170ZM179 179V180H178ZM31 180V181H30ZM73 180H74V182H73ZM83 180V181H82ZM125 180H127V181H125ZM134 180V181H133ZM156 180V181H155ZM176 180V181H175ZM29 181V182H28ZM35 181V182H34ZM79 181H81V182H79ZM88 182V184H87V182ZM145 181V182H144ZM25 182V183H24ZM28 184H27V183ZM33 182V183H32ZM77 184H76V183ZM143 182V183H142ZM148 182V183H147ZM164 182V183H163ZM170 182V183H169ZM179 184H178V183ZM37 183H38V185H37ZM147 183V184H146ZM158 183H159V186H160V189L157 187L158 186ZM174 183V184H173ZM25 184H27L26 186H25ZM29 184H30V186H29ZM32 184H34V185H32ZM93 185V187H92V189L90 190L88 187H90L91 188V186ZM161 184V185H160ZM164 184H166V185H164ZM171 184H172V186H171ZM87 185V186H86ZM91 185V186H90ZM127 185V186H126ZM130 185V186H129ZM142 185H144V186H142ZM139 186H141V188L138 187ZM156 186V187H155ZM163 186V187H162ZM171 186V187H170ZM31 187H33V189L32 190H30V188ZM38 187V188H37ZM80 187V188H79ZM136 187V188H135ZM146 187V188H145ZM168 187V188H167ZM169 187H170V189H169ZM176 187V188H175ZM209 187V189H207ZM82 188H84V189H82ZM97 188V189H96ZM100 189V191H99V189ZM144 188V189H143ZM149 188V189H148ZM171 188H174L173 190L171 189ZM68 189H69V191H68ZM96 189V190H95ZM140 189V190H139ZM145 189H147V190H145ZM158 189V190H157ZM168 189V190H167ZM179 189V188H178ZM177 189V190H178ZM88 190V191H87ZM142 190V191H141ZM179 190H181L182 192H183V190L180 188ZM178 190V191H179ZM193 190H194V192H193ZM195 190H197L196 192L198 193V195L200 194V197H203L204 199H202L203 201V205H201V203L200 202H198V201H195V199H193L194 197H193V193H196L195 192ZM203 190V191H202ZM93 191H95V194H94V192ZM96 191H97V193H96ZM99 191V192H98ZM135 192V194H134V192ZM137 191V192H136ZM145 191V192H144ZM159 191H162V196H164V197H166V196H168V198H169V196H170V202L168 203V208H165V210L164 211H166V212H170V213H172V212H176L177 213V216H179L178 217V219H179V221L177 222V223H175V225H173L174 227H172V230H171V233H169L168 235H166V236H168V238H166V240H165V242L167 243V245L165 244V242H164V245L162 246L164 249H162V247L160 248L161 249V251H160V249L158 250V251H155V250H153L152 249V243H151V241L152 240H149L148 239V237L147 236H143L142 235V231L143 230H147L148 232H150V228H151V225H152V211L154 210V208L152 207V205H153V203L155 202V200H153V199H156V201H158V200H161L160 202H162V200L163 199H165V198H159L160 196H158L159 194H158V192ZM190 191V192H189ZM32 192V193H31ZM82 194L83 192H85V193H83L81 196H80V193ZM148 192H150V193H148ZM156 192V193H155ZM202 192V193H201ZM204 192V193H203ZM33 193H34V195H33ZM72 193V194H71ZM75 193V194H74ZM87 193V194H86ZM133 193V194H132ZM167 193H169V195L167 194ZM191 195H190V194ZM80 196H78V195ZM91 194V195H90ZM97 194V195H96ZM98 194H100L99 196H98ZM147 194V195H146ZM166 194V195H165ZM9 195V196H8ZM76 195V196H75ZM85 195V198H86V202H85V199H84V196ZM86 195H87V197H86ZM88 195H89V197H88ZM94 197H93V196ZM138 195V196H137ZM196 195V194H195ZM194 195V196H195ZM14 196V197H13ZM17 196V197H16ZM35 196V197H34ZM38 196V197H37ZM40 196V197H39ZM52 196H53V198H52ZM78 196V197H77ZM145 196V197H144ZM161 196V197H162ZM6 197V198H7ZM21 197V198H20ZM45 197V198H44ZM56 199H55V198ZM57 197H58V199H57ZM70 197H71V199H70ZM74 197H75V199H74ZM83 197V198H82ZM96 197V198H95ZM100 197V198H99ZM153 197V198H152ZM79 198H81V199H79ZM89 198V199H88ZM90 198H92V199H90ZM94 198V199H93ZM196 198H197V196H196ZM16 199H17V201H16ZM41 199V200H40ZM54 199H55V201L57 202L58 200V204L54 201ZM63 199V200H62ZM88 199V200H87ZM99 199V200H98ZM137 199V200H136ZM18 200H21V201H19L18 202ZM29 200V201H28ZM47 200H49V201H51V203L49 202V201H47ZM53 200V201H52ZM62 200V201H61ZM69 200V201H68ZM77 200V201H76ZM84 200V201H83ZM94 202H93V201ZM98 200V201H97ZM133 200V201H132ZM135 200V201H134ZM144 200V201H143ZM148 200V201H147ZM166 200V199H165ZM13 201V202H12ZM15 201V202H14ZM42 201V203L44 202V204H42V203H40ZM61 201V202H60ZM80 201V202H79ZM88 201V202H87ZM91 201V202H90ZM138 201H139V203H138ZM142 202V204H141V202ZM154 201V202H153ZM18 202V203H17ZM23 202H26V204L25 203H23ZM28 202L30 203L29 205H28ZM97 202V203H96ZM101 202V203H100ZM143 202H146V203H144L143 204ZM150 202V203H149ZM159 202V203H160ZM193 202V203H192ZM194 202H195V204H194ZM17 203V204H16ZM88 203V204H87ZM200 203V204H199ZM40 204V206H38ZM85 204H87V205H85ZM132 204V205H131ZM169 204H170V206H169ZM193 204V205H192ZM18 205H20V206H18ZM22 205V206H21ZM42 205H44V206H42ZM63 205V206H62ZM72 205V206H71ZM77 205V206H76ZM84 205V206H83ZM134 205V207L136 208V209H134V207H132ZM138 205V206H137ZM177 205V206H176ZM188 205V206H187ZM199 205V207H197ZM205 205V206H204ZM53 206H55V208L56 209H54L53 208ZM61 206V207H60ZM73 206H75V207H73ZM86 206H87V208H86ZM127 206V207H126ZM140 206H142V207H140ZM174 206V207H173ZM204 208H203V207ZM44 207V208H43ZM46 207H47V209H46ZM76 207H78V209L80 210V211H78V209H76ZM83 207H85V208H83ZM138 207V208H137ZM189 207V208H188ZM13 208V209H12ZM34 208V209H33ZM41 208H43V209H41ZM49 208V209H48ZM52 208V210L54 211V212H56V213H61V214H56V213H54L52 210H50ZM67 208V209H66ZM131 208V209H130ZM199 208V209H198ZM200 208H202V210L200 209ZM47 211V213H46V211ZM59 209V210H58ZM82 209V210H81ZM134 209V210H133ZM175 209V210H174ZM184 209H186L185 211H184ZM189 209L191 210V211H189ZM11 210H12V212H11ZM83 210H84V212H83ZM86 210H90V211H86ZM147 210H148V212H150L151 213V215H147ZM199 210V211H198ZM10 211V212H9ZM45 211V212H44ZM78 211V212H77ZM86 211V212H85ZM91 211H93L94 213H98V214H96L95 216H94V213H92ZM137 211V212H136ZM138 211H139V213H138ZM164 211H161V210H159V212H164ZM51 212V214L49 215V213ZM63 212H64V214H63ZM75 212V213H74ZM123 212V213H122ZM134 212V213H133ZM145 212V214H143V215H140V213L142 214V213H144ZM154 212V211H153ZM188 212V214H186ZM211 212H213V211H211ZM220 212V211H219ZM72 213H73V215H72ZM80 213V214H79ZM89 213V214H88ZM121 213H122V215H121ZM125 213V214H124ZM150 213H148V214H150ZM173 213V214H174ZM178 213H179V215H178ZM180 213L181 214H183V215H185L186 214V216H190L191 214V216L192 217H194V221H191V223L189 222V223H187L188 221H190V219L192 218L191 216H190V219H186V218H189V216L188 217H186V216H184V218L182 217L183 215H181L180 216ZM196 213V214H195ZM200 213V214H199ZM63 214V215H62ZM76 214V215H75ZM88 214V215H87ZM123 214H124V216H123ZM135 214V215H134ZM43 215H44V217H43ZM47 215V216H46ZM84 215H86V216H84ZM132 215H133V217H132ZM137 215V216H136ZM145 215V216H144ZM194 215V216H193ZM200 215V216H199ZM57 216H61V217H57ZM67 216V217H66ZM75 216H77L76 218H75ZM84 216V217H83ZM88 216V217H87ZM120 216H123V217H125V222H124V219H123V217H120ZM126 216H128V217H126ZM142 216H144L143 218L146 220V218H147V223L145 224V222H144V219L142 220L141 219V217ZM95 217V218H94ZM130 217H131V219H130ZM136 218V220H134L135 218ZM137 217H139V218H137ZM199 217V218H198ZM44 218V219H43ZM50 219V220H48V219ZM56 218V219H55ZM60 218V219H59ZM72 218V219H71ZM81 218V219H80ZM90 218V219H89ZM94 218V219H93ZM130 219V220H128V219ZM133 218V219H132ZM148 218H150L151 220H149ZM181 218H183V220H182V222H181ZM195 218H196V221H195ZM43 219V220H42ZM45 219H47V220H45ZM51 219H52V221H51ZM70 219V220H69ZM87 221V223H86V221ZM87 219H89V220H87ZM139 219V220H138ZM198 219V220H197ZM200 219V220H199ZM46 222H45V221ZM59 220V221H58ZM92 220V221H91ZM93 220L95 221L94 223H93ZM187 222H186V221ZM192 220H193V218H192ZM44 223H43V222ZM54 221V223H53V225H51L52 223H50V222H53ZM55 221H56V223H55ZM68 221V222H67ZM72 221H73V223H72ZM76 221H78V222H76ZM84 221V222H83ZM122 221V222H121ZM130 221V222H129ZM135 221V222H134ZM141 222V223H139V222ZM183 221L184 222H186V223H184V224H186V225H188L187 227H189L191 224H192V222H194V228L192 227V229H194L195 230V228H196V230L194 231V230H192V229H189V228H191V226L189 227V228H187V229H189L190 231H188V230H186L185 228L186 227H183V228H181L182 227V223H183ZM83 222V224H81ZM89 222V223H88ZM98 222H100L99 224H98ZM150 222V223H149ZM181 222V229L179 228V226L177 227L176 225H178V223H180ZM195 222H196V225H195ZM78 223V224H77ZM92 223H93V225H94V227H93V225H92ZM116 223H119V224H116ZM124 223V224H123ZM130 223H132V224H130ZM64 224V225H63ZM71 224V225H70ZM73 224H75V225H73ZM116 224V225H115ZM122 226H121V225ZM125 224H128V226L127 225H125ZM133 224H135V225H139L138 227H141V228H139V229H136L137 228V226L135 227V225L133 226ZM141 224V225H140ZM144 224L146 225L145 226V228L143 227L144 226ZM149 224H150V226H149ZM174 224V223H173ZM184 224H183V226H184ZM63 225V226H62ZM66 225V226H65ZM73 225V226H72ZM88 225V226H87ZM97 225H100V226H97ZM112 225L114 226V227H112ZM124 225V226H123ZM131 225V226H130ZM185 225V226H186ZM70 226H72V227H70ZM149 226V228L147 229V227ZM193 226V225H192ZM196 226V227H195ZM87 227V228H86ZM91 227H93V228H91ZM102 227V228H101ZM104 227H106L105 229H104ZM115 227H118L117 228V230H119L120 231V233L118 232V231H116V229H115ZM119 227H120V229H119ZM123 227V228H122ZM125 227V228H124ZM131 227V229H129ZM68 228V229H69ZM114 228V229H113ZM135 228V229H134ZM143 228V229H142ZM45 229V230H44ZM108 229V230H107ZM110 229V230H109ZM174 229V230H173ZM44 230V231H43ZM108 231V233H110V235H107V233L105 234V232L104 231ZM125 230V231H124ZM142 230V231H141ZM186 230V231H185ZM110 231V232H109ZM111 231H113L112 233H111ZM134 231V232H133ZM172 231H174V232H172ZM192 231V232H191ZM117 232V233H116ZM188 232V233H187ZM189 232H190V234H189ZM196 232H197V234L200 236V235H203V234H206V235H204L202 238H201V236L199 237L197 234H196ZM119 233V234H118ZM126 235H125V234ZM132 235H131V234ZM136 233V234H135ZM140 234V236L141 237H139V234ZM113 234V235H112ZM115 234V235H114ZM150 234V233H149ZM148 234V235H149ZM184 234V235H183ZM195 234V235H194ZM121 235V237L119 238V236ZM124 235V236H123ZM134 235H136V237L134 236ZM191 235V236H190ZM199 237H197V236ZM109 238H107V237ZM111 236V237H110ZM118 236V240H116V237ZM151 236V234L149 235V237ZM170 236V237H169ZM194 237V240H192L193 239V237ZM31 237V238H30ZM114 237V238H113ZM188 239H187V238ZM211 237V236H210ZM105 238H107L106 240H105ZM133 238V239H132ZM147 238V239H146ZM204 238H206L205 240H204ZM32 239V240H31ZM80 240H82L81 238H79ZM112 239V241H110ZM135 239V240H134ZM168 239V240H167ZM191 239V240H190ZM200 240V239H203L207 244H205L204 243V241L203 240H200L201 242H199L198 241V243L199 244H196L195 243V240ZM39 242H38V241ZM49 240H51V241H49ZM103 240H105L104 242L105 243H108L107 245L103 242ZM107 240H109L110 241V243H109V241L107 242ZM125 240H129L128 242L130 243H128L127 241H125ZM133 240L136 242L135 244L134 243H132L133 242ZM140 241L141 242V240H143L141 243H140V246L137 244L138 243V241ZM147 240V241H146ZM190 240V241H189ZM197 240H196V242H197ZM31 241V242H30ZM41 241H43V242H41ZM44 241H45V245H41V244H44ZM47 241V242H46ZM115 241V243H113ZM116 241H118V242H120V244H118V242H116ZM131 241V242H130ZM194 241V242H193ZM203 241V242H202ZM52 242V244H50ZM146 242H147V244H146ZM149 242H150V244H149ZM175 242V243H174ZM195 243L194 244V246H192L193 248H191L190 246L192 245V244H189V243ZM36 243V244H35ZM39 243V244H38ZM126 243V244H125ZM145 243V244H144ZM178 243V245H176ZM210 243V244H209ZM240 243V244H239ZM239 243H237V247L235 246V248L230 252L231 254H229V257L231 256V255H233V256H231L232 257V262H231V257L230 258H228V259H226L227 261L229 260L230 262H228L229 264H246L247 262H248V264H253L255 261H253L254 259L253 258H255L254 257V255H255V253H253L252 252V250L251 249H248V248H250V244L249 243H244V242H242V244H241V242H239ZM48 244V245H47ZM112 244H115V245H112ZM143 246H142V245ZM205 244V245H204ZM39 245V246H38ZM104 245H106V246H104ZM126 245V246H125ZM132 245H136V247H134V246H132ZM146 245V247H144ZM148 245V246H147ZM151 245V246H150ZM189 245V246H188ZM196 245V246H195ZM202 245L203 246H206V245H208V246H206L207 247V249H208V251H210V252H208V256H207V254H206V252H207V250L205 251V253H204V251H202V253H204V254H206V256H203L204 254H202L201 252L198 254L197 252H199L200 250V248H202ZM243 245V246H242ZM43 247V248H41V247ZM49 246V248H46V247H48ZM52 246V247H51ZM57 246V247H56ZM116 246H117V248H116ZM122 246H123V248H122ZM125 246V247H124ZM244 246H245V248H246V250L244 249ZM247 246V247H246ZM249 246V247H248ZM38 247H40V249L38 248ZM61 247V248H60ZM149 247H150V251H148V249H149ZM188 247V248H187ZM132 248V249H131ZM139 248H141V250L139 249ZM143 248V249H142ZM185 248V249H184ZM186 248H187V251H186ZM189 248H191V250L189 249ZM55 253H53L52 254V251ZM64 251H63V250ZM97 249H100L99 251H100V253H98L99 251L97 250ZM104 249H106V250H104ZM144 249H147V250H144ZM152 249V250H151ZM197 249L199 250V251H197ZM204 249V247L201 249V250H203ZM206 249V248H205ZM248 249V250H247ZM51 251V253L49 252V251ZM129 250H130V252H129ZM135 250V251H134ZM195 252H194V251ZM235 250V252L233 253V251ZM251 250V251H250ZM96 251H98L97 252V256L99 255L100 256V260L101 261H99V256H98V258H95L96 257ZM104 251H106V252H104ZM122 251V252H121ZM143 251V252H142ZM145 251V252H144ZM194 253H192V252ZM212 251H213V249H212ZM249 251V252H248ZM37 252V253H36ZM61 252V253H60ZM119 252H120V254H119ZM124 252V253H123ZM149 252V253H148ZM154 252V253H153ZM193 254H191V253ZM39 253H41V255L39 254ZM66 253V254H65ZM127 253V254H126ZM130 253V254H129ZM133 253V254H132ZM143 253V254H142ZM151 253L154 255H151ZM156 253V254H155ZM233 253V254H232ZM38 254V255H37ZM63 254V255H62ZM73 254V255H72ZM106 254H108L107 256H106ZM117 254V255H116ZM146 254V255H145ZM196 254V255H195ZM209 254L211 255V256H209ZM213 254V255H212ZM41 257H40V256ZM62 255V256H61ZM67 255V256H66ZM116 255V256H115ZM122 255V256H121ZM131 255V256H130ZM138 255V256H137ZM156 255V256H155ZM39 256V257H38ZM64 256V257H63ZM67 258H66V257ZM91 256H93V258L91 257ZM124 256V257H123ZM128 256V257H127ZM150 257L151 259H149L148 257ZM159 256V257H158ZM191 256H193V258L191 257ZM195 256H197V258H194ZM212 256H213V259H212ZM214 256H216V258L217 259H214L215 257ZM43 257V258H42ZM74 257V258H73ZM132 257V258H131ZM157 257V258H156ZM184 257V258H183ZM219 257V258H218ZM95 258V259H94ZM105 258H108V260L107 259H105ZM119 258V259H118ZM123 258V259H122ZM129 258V259H128ZM162 258V259H161ZM198 258H200V261H199V259ZM246 258L247 259H250L249 261L247 260L246 261ZM71 259V260H70ZM73 259H75V260H73ZM92 259V260H91ZM103 259H105V260H103ZM113 259V260H114ZM121 259V260H120ZM125 259V260H124ZM131 259V260H130ZM133 259H136V260H133ZM156 259V260H155ZM159 259V260H158ZM164 259V260H163ZM168 259V260H167ZM172 259V260H171ZM180 259H181V261H180ZM202 259V260H201ZM221 261H220V260ZM138 260V261H137ZM151 260V261H150ZM197 260V261H196ZM93 261H96L95 263H93ZM97 261H99V262H97ZM105 261V262H104ZM114 261V262H115ZM134 261H135V263H134ZM137 261V262H136ZM150 261V262H149ZM175 261V262H174ZM176 261H177V263H176ZM186 261V262H185ZM196 261V262H195ZM220 261V262H219ZM223 261V262H222ZM251 261H253V262H251ZM38 262V263H37ZM64 262V263H63ZM73 262V263H72ZM84 262H86V263H84ZM107 262V263H106ZM113 261H111V263L110 264H118L117 262L116 263H114ZM126 262V263H125ZM130 262V263H129ZM250 262V263H249ZM217 263V264H218ZM227 263V262H226ZM227 263V264H228Z\"/></svg>",
	"mask_w": 264,
	"mask_h": 264
}]
</instances>
